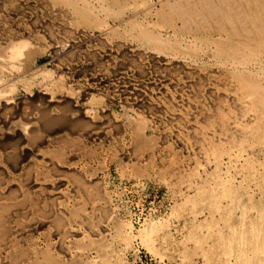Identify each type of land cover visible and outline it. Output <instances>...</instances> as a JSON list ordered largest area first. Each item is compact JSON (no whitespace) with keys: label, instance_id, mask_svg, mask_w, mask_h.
<instances>
[{"label":"rangeland","instance_id":"374dc122","mask_svg":"<svg viewBox=\"0 0 264 264\" xmlns=\"http://www.w3.org/2000/svg\"><path fill=\"white\" fill-rule=\"evenodd\" d=\"M27 1L28 0H26V1H24V0H17V1L16 0L15 1L14 0H0V8L1 7L3 8V9H0L1 10L0 13L2 12V14L5 15V16H3L2 14H0V28H1L0 29V52L1 53L2 52H6L8 50L7 48L9 47L7 44H9V43H18V42H20L22 40L23 41H26V40L28 41L29 40V42H32V43L35 42L33 44H36L39 47L42 46L44 51H46V52H45L44 55H42L41 57L38 58L37 63L35 65V70L32 73H38L40 70H43V69H46V68L47 69H51L52 71H54L55 78L57 80L61 76L63 77L64 76V72H65V76L63 77L65 81L62 82L61 88H58V87L51 88L50 87V91H46V92H49L48 94H50V95H48V97H47V95H43L45 93V91H43L42 93H39V90L36 88V86L32 87L30 91H27V90H25L22 87H19L18 90L16 91V94L13 96L14 100L16 101V103H21V101L22 102L23 101L26 102L27 107H29L31 105L29 107L30 109L28 108V112H29V114H32V116L30 115V118H31L30 120L25 121V119H23V120L21 119L22 120L21 123L22 124L30 123V126H32L33 123L40 118V114L35 109L36 104H38L37 103L38 101L36 102L35 98H38V97H41V96L42 97L46 96L48 98V100H49V99H51L50 96L54 95L55 98H56V101L60 102V100H61V102H63V103H58L57 102V103L53 104L54 106H53L52 110L49 111L51 117H53V116L57 117L58 114L60 115L59 109L56 108L58 105H61V106L66 105V102L70 103L71 99H73L75 101L71 100L72 103H73V106L72 105L70 107L68 106L71 109V111H68L69 113H67V114H68V117L71 120L69 119L67 121V126H66V122H65V125H63V126H66V127L58 126V129H57V127H55V130H54V128L53 129L47 128L48 131L47 130H42V129L39 130L38 129L39 131L37 133H39V134L41 133L40 134L41 140H39L38 142H35V143H34V141L30 142L31 145L27 141L24 142V144L23 143L21 144V142L18 143V144H20V145L17 146L18 150L16 152L15 151L14 152L17 154V152L19 151L18 158H21V159H19L20 160V166L19 167L15 166L14 161H11V160L9 161L10 156L8 157V154H9L8 152H10V148L3 147L2 144L0 145V159H1V161H0V172L2 171L3 174H4L3 175V174L0 173V179H1L0 180L1 181L0 182V196L2 197V199L0 197V212L2 211L0 213V218H3V219H0V221L6 219L5 224L3 225V227H5V226H7L9 224L7 227L10 228V230L6 227L7 231L9 230L8 232L10 234L7 238L9 239V241L11 239V243L7 247L11 252L2 244V241H0V251L3 252V250H4L3 253H0V258L2 257L1 260H0V262H1L0 264H9V263L10 264H14V263H16V261H17V264H21L22 262H24V264H30V261H31L32 264H57V263H59V264H69V263L70 264H76V263L77 264H88L90 262H91L90 264H106V263L107 264L108 263H110V264H122V261H118L117 260L115 252H120L121 250H124L125 247H124V245H122L118 241V239L116 237V234H117L116 231L117 230L114 227V225L116 223L115 224H113V223L118 220L116 218V214L118 216H120V218H121V217L125 216L126 212H131L132 214L136 213L134 225H135V227L137 229H139L140 225L142 223H144L143 221H144V219L146 217H150L151 213H153L154 222H156L155 221L156 218H160V217L168 220L167 227L165 228L166 230L164 229L163 233L161 232L162 235L160 234V237L156 238L155 237L156 234L154 235L155 232L154 231H153L154 233L152 232V234L154 235V237H153L154 241H155L154 244H155V246H157V248L159 247L158 251L162 255L161 256L153 255L152 251L148 249V246L142 244L141 240L139 239V240H136L135 242L133 241L134 242L133 244L135 245L136 249H138V251H139V257L138 258L141 259V260H139L138 258H136V259L133 258L132 257V253L133 252H131L130 249H127V251H121L122 254H124V256H125V259L128 258V263H133V264H246V263L247 264H264V237H263V235H264V200H262V199L260 200V198H259V195L260 194L262 195V192H264V189L263 190L262 189L258 190L256 192V193H259L258 194V198H251V196H250L251 192L249 190H247V189H244L243 187H242L243 190L237 191V189H236L235 191H232V192H230L229 189H227V191H226V189H225L226 187H223L225 185V183H226V185L230 186L228 188H231V186H236V185L239 186L240 185L239 182H241V178H242L241 177L242 175L240 174V171H243L244 173H247V175H248L247 178L249 177L247 179V181L252 179L251 177H255L253 175L254 172L250 171V166H248V168L246 167L247 171L245 172L244 171L245 169L242 170V168H241V165H242L241 163L244 162L242 160H244L245 157L248 158L249 154H252L250 152L261 153L260 151H262V149H264L263 148L264 147V144H263L264 143V134H262L263 136L260 135L261 136L260 137L259 134L254 133V131H255V129L257 127H261L264 124V121H263L264 120V104L262 102H260V100L263 101L264 97H262V94H261V91H260L261 88H260V90H259L257 95L254 94V96H256V99L259 100V101H255L254 98L252 97L251 93L248 94L249 92H247L246 90L244 91V89L242 90L243 82L242 83L240 82L241 79H242L241 78L242 74L241 75L239 74V73H241L240 71H243L244 69H247V68L252 70V71H255L258 74H264V70H263L264 69V59H263L264 58V49L263 50L261 49L260 51L259 50H255V49L254 50H248V49L244 50L243 49L242 51L241 50L238 51L237 49H233V50H236L235 53L232 50V48L235 47L234 45H236L238 42L245 43L246 46H254L255 44L259 45V42H261V43L263 42L264 43V39L263 40H259L261 38H264V36L259 35V33H258L259 31L258 32L255 31V30H258L260 27L262 29H264V22H262V21L260 22L259 20L255 19V16H254L255 14H253V12L252 13L249 12V13H247L245 15L244 13H246V12H242V10L238 9L239 11H235L233 13H230L231 12V8L229 9V7H227L225 5H222L223 6L222 7L220 5V0H218V1L217 0H209L210 2L207 1V0H197V1L196 0L195 1L194 0H184V1L181 0V2H179V0H175V1L174 0L173 1L172 0H170V1L169 0H166V1L165 0H161V1L160 0H108V1L107 0H102V1L94 0V1H96V2H94V4H93V0H87V1L86 0H80L81 2L78 1V0H73V2H72V0L71 1L70 0H62V1L61 0H46V1H44V0H42V1H40V0H30V2H27ZM37 1L38 2L40 1L39 5H38ZM82 1L83 2L85 1V3H83ZM97 1H100V2H98L99 4L97 3ZM113 1L115 2V4H117L116 5L117 7H114L115 4H114ZM190 1H192V2L194 1V2L192 3ZM235 1H237V0H235ZM4 2H5V4H4ZM108 2H109V5H108ZM112 2H113V4H112ZM163 2L166 3V4L167 3L169 4V2L170 3L175 2L174 4L176 6L174 7V5H172V6L169 5V7H170V10H169L168 4L166 6L165 4H163ZM24 3H25V5H24ZM51 3H53V4H51ZM81 3H82V5H81ZM155 3H157V4H155ZM179 3H181L182 5L181 4L179 5ZM188 3H190L191 5L188 4ZM201 3H202V5L204 7L201 5ZM54 4L57 5V6H55ZM78 4H79V6H78ZM85 4H87V5H85ZM88 4H89V7H88ZM96 4H98V5H96ZM102 4H103V6L105 8H107L106 12H105V8L104 7H102V8H104L103 10H101L102 8L100 9L99 5L102 6ZM216 4H217V6H215ZM5 5H6V7H5ZM185 5L186 6L188 5L189 7L188 6L185 7ZM206 5H209L210 7H206ZM218 5H219V7H218ZM93 6L96 7V10L94 8L91 9ZM108 6H110V7H108ZM14 7H16V8H14ZM39 7H41L43 10L40 9ZM46 7H48L47 9L49 11L46 9ZM54 7H56V8H54ZM58 7H60V8H58ZM119 7H121L122 9L119 8ZM167 7H168V9H167ZM10 8H11V12H10ZM31 8L32 9L35 8L36 10L33 9L31 11ZM108 8L111 10V12H110V10ZM113 8H115V9H113ZM158 8H160V9H158ZM184 8H188V10L187 9L184 10ZM195 8L196 9L198 8L197 9L198 11ZM217 8H220V10L221 11L223 10V11L219 12V10ZM6 9H7V11H6ZM56 9L59 10V11L57 12ZM63 9H65V10H63ZM144 9H146V10H144ZM161 9H162V11L163 10L165 11V12L163 11L165 13L164 15H163V12H162V14L158 12V11L161 12ZM209 9H211V10H209ZM225 9H228V11L225 10ZM243 9H245L247 11L246 7L243 8ZM81 10L83 12H87V13L92 10L93 12H95L96 15L98 13V15L97 16L93 15L90 18V20H89L91 22L89 24H87L85 22V20H84V17L82 16V14L80 12ZM120 10L122 11V13H120L121 12ZM199 10H200V12H203V14H204L203 16L200 14ZM18 11L19 12L21 11V14ZM33 11H34V13H31ZM52 11L55 12V13H53ZM101 11H104L106 16L103 14L104 12H101ZM146 11L147 12L148 11H152L154 13V15H151L152 19H150V15L146 14L147 13ZM184 11H186V12H184ZM216 11H218V12H216ZM240 11L244 15H242V13ZM116 12H117V14H116ZM143 12H145V14ZM209 12H211V14L213 12V14L217 15V16L213 17V14L211 15V14H209ZM228 12L230 13L229 18H232L231 20H228L229 18L227 19L224 16V14L228 13ZM27 13H28V17H27ZM40 13H41V15H40ZM114 13H115V15H114ZM158 13H159V15H158ZM185 13H187V14L190 13L192 16L190 14H188V17H187V15ZM194 13H196V14H194ZM215 13H217V14H215ZM239 13H241V14H239ZM120 14H122V15H120ZM155 14H157V15H155ZM7 15L10 16V19H9V17ZM55 15H56V17H55ZM134 15H136V16H134ZM195 15H197V16H195ZM2 16L4 18H2ZM19 16L23 17V19L20 18ZM36 16H39V17H36ZM71 16H73L72 19H70ZM159 16H161V17H159ZM184 16H186V17H184ZM204 16H205L206 20L204 19ZM208 16H210V17L208 18ZM233 16L235 18L237 17L236 19H238V20H236ZM238 16H241L240 19H239ZM51 17H52V20H51ZM59 17H60V20H58ZM97 17H98V19H96ZM196 17H197V19H196ZM245 17H247V18H245ZM248 17L251 18V19L249 20ZM136 18H138V19L135 21ZM244 18L248 20V21L244 20L245 23H244V21L243 22L241 21ZM3 19H5V20H3ZM26 19H27V21L29 20V22H27ZM33 19L40 20V21H37V24L35 25L36 21H34ZM79 19H80V21H78V23H76L77 20H79ZM113 19H114V21H113ZM201 19H203L202 20L203 22L201 21ZM224 19H225V21H224ZM111 20H112V22H111ZM204 20L205 21L208 20V22H205ZM213 20H214V22H213ZM226 20H228V21H226ZM252 20H253L254 23L252 22ZM50 21L54 25L53 28L51 27L52 24L50 23ZM126 21L127 22L129 21L131 23V25H130V23L127 24ZM137 21L139 22V24L137 23ZM230 21H232V23ZM236 21L238 23L241 22L240 27L241 26L243 27L244 25H246V26L248 25L249 32H248V27L244 26L246 28H240ZM6 22H7V24H5ZM56 22H57V24H56ZM122 22H124V23H122ZM228 22L230 23V25H232V24H234V25H232L230 27V26H228L229 24L227 25ZM15 23L17 25H15ZM97 23H99V24L97 25ZM150 23H152V24H150ZM207 23H210V24H207ZM72 24H73L74 28L72 27ZM75 24H77V26ZM253 24H255V26ZM44 25H46V26H44ZM47 25H49V26H47ZM89 25H91L92 28ZM147 25H148V27H147ZM257 25H258V28H257ZM12 26L14 27V29H13ZM23 26H25V28L27 26L28 32L30 31L29 33H32V32L33 33L29 34L27 32V30ZM75 26H76V29H75ZM78 26H80V27H78ZM140 26H142V27L146 26L148 28V30L151 33H153L154 35L156 34V36H158V33L159 34L161 33L162 35L161 34L160 35L162 37H164V39H166V41H169V43L175 44V46H171V47H173L175 49L173 50V48H171V47H160L161 48V50H160V48L155 47L151 43L149 44L148 42L144 41L142 39L143 36H142V33H140V29L138 30V28ZM196 26L197 27L199 26V27L197 28ZM220 26H222V27L220 28ZM251 26H254V27H251ZM109 27H110V29L111 28L112 29L110 30ZM11 28H12V30H11ZM43 28H44L45 32H44V30H42ZM66 28L67 29L70 28L69 31H65V30H67ZM115 28L118 29V30H121L120 33ZM238 28H239V30H238ZM175 29L177 31V34L174 31ZM235 29H236V31L238 30L237 31L238 33L235 31ZM250 29H253V30H250ZM3 30H5V31H3ZM19 30H20V32H19ZM73 30H74V32H72ZM122 30H123V33H122ZM126 30H128V32H130V33H128ZM9 31H12V32L14 31V32L12 33V32H9ZM37 31H39V32H37ZM46 31H47V33H46ZM89 31H90V33H89ZM224 31H225V33H224ZM243 31L246 32V33H251V34L250 35L246 34ZM250 31H252V32H250ZM107 32L109 34H107ZM124 32H125V34H124ZM126 32H127V35H126ZM4 33L8 34L9 37L6 36ZM111 33H113L114 35L111 34ZM236 33H237V35H236ZM35 34H39L40 36L37 35L38 37H36ZM65 34H68V36H66ZM130 34H132V36H130ZM137 34L140 35V36L137 37ZM240 34H241V36H239ZM254 34H255V36H254ZM26 35H27V37H26ZM31 35H33V36L31 37ZM47 35L50 36V37H47ZM134 35H135V37H133ZM167 35L170 38H165V37H168ZM51 36H52V38H51ZM64 36H66V37H64ZM77 36H78V38H77ZM1 37H2V39H1ZM20 37H21V39H20ZM33 37H35V38H33ZM70 37H71V39H70ZM107 37H109V38L107 39ZM211 37H212V40L215 41V42H209V40H207L209 38L210 41H211ZM213 38H215V39H213ZM242 38H244V39H242ZM8 39H10V40H8ZM15 39H16V41H13ZM57 39H59V40H57ZM1 40H3V41H1ZM241 40H243L245 42H243ZM37 41H38V43H37ZM50 41H51V44H50ZM57 41H58V43H57ZM59 41H61V42H59ZM96 41H98V42H96ZM2 42H5V44L2 43ZM62 42H64V43H62ZM102 43H104V44L102 45ZM3 44H4V46H3ZM5 45H7V46H5ZM74 45L77 47V50L74 49V48H76ZM98 45H100V46H98ZM107 45L110 46V47H108ZM119 45H120V47H118ZM121 45H123V46H121ZM260 46H262V44H260ZM62 47H63L64 50L62 49ZM69 47H72V48H69ZM223 47L227 49L226 53L228 55L231 52V54L229 56H232V54L233 55L235 54V56H232L233 58L232 57L229 58V56L227 55L226 58H225L224 54H222V49H221ZM133 48H134V50H133ZM50 49H51V51H50ZM57 49H59V50H57ZM88 49H90V50L88 51ZM131 49H132V52L130 51ZM213 49H214V51H212ZM251 49H253V48H251ZM215 50H217V51H215ZM83 51H84V54L86 55L87 59H86V57H83V56H85L83 54ZM106 52H108V53H106ZM110 52H111V54H110ZM128 52H129V54L127 55ZM140 52H141V55L137 56L136 53H138V55H139ZM249 52H251V53H249ZM259 52H261V55H258ZM65 53H67V55ZM69 53L70 54L72 53L68 57L70 59L67 58ZM73 53H75V55H73ZM91 53H93V54H91ZM97 53H98V55H97ZM144 53H145V55H144ZM238 53H240V54H238ZM243 53H244V55H243ZM262 53H263V55H262ZM90 54H91V57L89 56ZM94 54H95V56H94ZM218 54H219V56L221 58L218 57ZM65 55H66V57H65ZM76 55H78V56H76ZM121 55H122V59L119 58ZM125 55H127L126 56V58L128 57L127 59L124 57ZM130 55H131V57H130ZM78 57H80V58H78ZM92 57H95V58L97 57V58L96 59L95 58L92 59ZM133 57H135V58L133 59ZM142 57H144V58H142ZM149 57L150 58L152 57L153 59L154 58L155 59L153 60L152 58L150 59ZM71 58H72V61H70ZM114 59H115V62H114ZM55 60L58 63H56ZM58 60L61 61V63H59ZM63 60H65V61H63ZM74 61H75V63H74ZM128 61H130V62H128ZM158 61H160V62H158ZM96 62H97V64H96ZM231 62L232 63L235 62V63L232 64ZM104 63H105V66H103ZM118 63L119 64L121 63L120 66H119ZM164 63L165 64L167 63L169 65L167 66ZM246 63H248V64H246ZM101 64H102V66H100ZM142 64L145 65L146 67L142 66ZM235 64H236V66H235ZM242 64H243V66H241ZM56 65H58V66H56ZM81 65H82V67H81ZM95 65H97V66L99 65V66L96 67ZM94 66H95L96 69L93 68ZM139 66L141 68H143V67L144 68L141 69ZM162 66H164V67H162ZM57 67L58 68L60 67V68L58 69ZM91 67L93 69H91ZM117 67H118V69H117ZM135 67H137V69ZM167 67H168V71L166 70ZM55 68H56V70H54ZM83 68H86V69H83ZM103 68H106L107 71L108 70H110V71L107 72L105 69L103 70ZM138 68H139L140 71L138 70ZM63 69H64V71H63ZM81 69H82V71H81ZM131 69H133V70H131ZM134 69H136L137 72L138 71L139 72L137 73L136 70H134ZM83 71H85V73H83ZM77 72H80L79 74H81V75H79ZM140 72H141L142 77L140 75ZM144 72H146L148 74L144 75ZM237 72H239V73H237ZM247 72L244 73V74H247ZM96 73H97L98 76L96 75ZM119 73L122 74V75H120ZM170 73L173 74V75H171ZM58 74H60V75H58ZM102 74L105 76V78H104V76ZM109 74H111V75H109ZM167 74H169L170 76L167 75ZM248 74L250 75V71L248 72ZM123 75L124 76L126 75V76L124 77ZM184 75H185V77H184ZM0 76H3L4 80L8 81V79L17 78L19 75L15 71L14 72H10V71H8V69H5V70L3 69V70L0 71ZM68 76H70V77H68ZM71 76H72V78H71ZM112 76H113V79H110V78H112ZM162 76L164 78H162ZM166 76H168V77H166ZM171 76H173V77H171ZM140 77L142 78V80L141 79L139 80ZM154 77H155V79H152ZM68 78H69L70 81L68 80ZM78 78H80V80ZM114 78H115V80H114ZM126 78H130V79H126ZM239 78H241V79H239ZM72 79H74V80H72ZM94 79H95V81H94ZM104 79H105L106 83L104 82ZM116 79H118L117 82H116ZM119 79H121V80H119ZM151 79H152V84L149 81ZM166 79L168 80L169 84H167V82H166L167 80ZM82 80H83V82L84 81L86 82V83L85 82L83 83L84 85H86L85 87H84V85L81 82ZM111 80H112V82H111ZM123 81H125V82H123ZM141 81H143V82H141ZM144 81H146V82H144ZM158 81H159V83H158ZM113 82H115V83H113ZM259 82L264 85V78H260ZM87 83H91V84H87ZM92 84H94V86ZM115 84L116 85L118 84V85L116 86ZM125 84H126V86H124ZM249 84H251V83H249ZM100 85H103V86L101 87ZM119 85H121L122 87H120ZM141 85H142V87H140ZM96 86L97 87L99 86L100 88L99 87L97 88ZM111 86L114 87V88H110ZM136 86H137L138 89L136 88ZM145 86H147V87H145ZM153 86H154V88H153ZM171 86H172V88H171ZM243 86H244V84H243ZM86 87H88V88H86ZM115 87L118 88V89H116ZM130 87H132V88H130ZM150 87H151V89H149ZM75 88H76V90H75ZM104 88H107V89L104 90ZM146 88H147V90L144 91L143 89H146ZM97 89H99V91ZM131 89H133V90H131ZM156 89H157V91H156ZM262 90H264V88ZM36 91H38V94H37ZM69 91H71L73 93L72 96H71V92H69ZM83 91L85 92V95H84ZM94 91H96L97 93L94 92ZM127 91L129 92V95H128ZM236 91H237V93H236ZM68 92H69V95L67 94ZM77 92L79 93V95H78ZM80 92H81V94H80ZM86 92L88 94H86ZM102 92H103V94H102ZM122 92H123V94H122ZM162 92H164V93H162ZM104 93H105V95H104ZM126 93H127V95H126ZM138 93L141 96L140 95L138 96L137 95ZM91 94H94V95H96V94L99 95L100 94L99 95V97L101 96L100 98H102V99L105 98V99H103L104 101L101 104H99V105H97L96 107L93 108L94 110L96 109V112L99 114V116H98L99 118L98 119H94V120H90L89 117H88V119H86L87 118L86 117L87 116L86 115V111L91 109V107L87 106L88 105V100L87 99L90 98ZM117 94L119 95V97H118ZM152 94H154V95L156 94V95L152 96ZM194 94H196V95H194ZM102 95H103V97H102ZM107 95H108V97H107ZM249 95H250V97H249ZM126 96H127V98H126ZM145 96H147V97H145ZM70 97H71V99H70ZM124 97H125V99H124ZM128 97H130V98L128 99ZM140 97H142V98H140ZM153 97H155V99ZM260 97H261V99H260ZM26 98H28V99H26ZM82 98L84 100H82ZM136 98H138V100H136ZM143 98H145V99H143ZM251 98H253V100H251ZM24 99H26V101ZM29 99H31V100H29ZM109 99H111V100H109ZM112 99H113V101H112ZM157 99L159 101H157ZM76 100H78V102ZM121 100H122V102L124 101L125 103L124 102L122 103ZM145 100H146V102H145ZM129 101H130V103H129ZM134 101L137 102V104L134 103ZM254 101L257 102V104H255ZM31 102H33V105H32ZM163 102H164V104L166 102H168V104L166 103V105H164ZM127 103H129V104H127ZM149 103H152V105L149 104ZM248 103L252 107V109H249L251 107L248 105ZM130 104H132L133 106L132 105L130 106ZM254 104L256 106H258V107H253ZM140 105H142V106H140ZM159 105L161 106V108H160ZM168 105H169V107H168ZM171 105L174 108H171ZM217 105H218V107H217ZM32 106H35V107H32ZM148 106H151V108L150 107L148 108ZM154 106H156V110H155ZM106 107H107V109H106ZM127 107H129V108H127ZM141 107H142L143 110L141 109ZM165 107H168V108H165ZM123 108L126 109L125 112H124ZM133 108H134V110H133ZM135 108L138 109V110L136 111ZM147 108H148V112H147ZM77 109L80 110L81 112L77 111ZM99 109L101 111H98ZM104 109H106V111ZM151 109H153V110H151ZM160 109H162V112H160L161 111ZM217 109H218V112L213 113L214 111H217ZM219 109H220V112H219ZM29 110L32 113H30ZM150 110L153 113H151ZM200 110H202V111H200ZM256 110H258L259 114H258V112ZM100 112H101V114H100ZM163 112H165L166 115ZM37 113H38L39 116L37 115ZM123 113H125V114H123ZM145 113H147V114H145ZM217 113H220L221 115L220 114H218L219 116L217 115L219 117V120L216 121V119H218L216 117ZM111 114H115V115H111ZM162 114L164 116H162ZM209 114H211V117L213 119H214L213 116H215V118H216V119H214L215 120L214 121L210 117L212 119V122H213V123L211 122V124H210L211 119L209 118ZM121 115H123V116H121ZM206 115H207L208 119H210V120L206 119L207 118ZM260 116H262L261 117L262 119L258 118ZM74 117H75L76 120L73 119ZM80 117H82L83 119L80 118ZM100 117H101V119H100ZM195 117L196 118L198 117V120ZM138 118H141V120H146V122L144 121L146 123V124H144L146 128L143 131L140 132V134H139L140 136L138 135L140 139H137V135H136V133H134L135 131L133 130L134 129V125L136 124L135 122H139ZM153 118H154V120L156 122H154ZM203 118L205 119V122L207 124H205V122L203 121L204 120ZM79 119H81V120L79 121ZM193 119H196L197 121L193 120ZM259 119H261V121ZM32 120L33 121L35 120V121L32 122ZM89 120H90V123H91L90 125H88V121ZM99 120H101V121H99ZM158 120H160V121H158ZM206 120L209 121V122H207ZM71 121L73 123H78V124L80 123L81 125L79 124V126H76L77 128H73L71 126L72 123H70ZM85 121H87V122H85ZM253 121L256 122L257 125ZM259 121H260V123L261 122L262 123L260 124ZM81 122L84 123V126H83V124ZM132 122H134V123H132ZM202 122H204L205 125H203ZM219 122H220V124L222 126L219 124ZM35 123H37V122H35ZM110 123H111V125H110ZM123 123H125L124 126H123ZM153 123H154V125H153ZM253 123H254V125H253ZM86 124H87V127H86L87 130L84 129ZM206 125H209V126L207 127ZM69 126H70V128L72 130L70 128H68ZM92 126H93V129L91 128ZM246 126H248V128ZM115 127H117V128L115 129ZM119 127L123 128V129H119ZM156 127H158V129H160L161 131L158 130ZM165 127H166V129H165ZM162 128L165 129V131H164L165 134L164 135H163L164 132L162 131L163 130ZM31 129L33 130L34 127H32ZM69 130H71V131L69 132ZM154 130H156V131H154ZM88 131H90V132H88ZM82 132H86V133H82ZM106 132L107 133L109 132V134L111 136H109V134H107ZM115 132H117V134ZM166 132H168V134L171 137H168L169 135ZM237 132H239V133H237ZM42 133L44 134V136H43ZM74 133H75V135H74ZM142 133H144L143 136L141 135ZM93 134H96L97 136L93 135ZM106 134H107V137H106ZM152 135H156V136H152ZM159 135H161V139H159L160 138ZM256 135H257V138H255ZM115 136H116V138H115ZM59 137H60V139H59ZM68 137H70L73 140H71ZM80 137H83V138H80ZM202 137H203V140H202ZM210 137H212V139L217 137L219 142L216 139L215 140L217 142L216 143ZM219 137H220L221 140L219 139ZM102 138H104L105 141ZM152 138H153V142H152ZM166 138H167V140H166ZM209 138L211 139V141H209L210 140ZM234 138L237 141L234 140ZM260 138L263 140V142L261 141ZM56 139H58V140H56ZM116 139H119V140H116ZM239 139H241V140H239ZM243 139H244V141L242 143L241 141ZM252 139H253L254 142L251 141ZM47 140H49V142ZM55 140H56V142H55ZM226 140L227 141L229 140L230 143L229 142L227 143ZM255 140H257V141H255ZM40 141H43L44 143L42 142L43 143L42 144ZM65 141H68V142L65 143ZM144 141L146 143H147V141L150 142L148 144L149 145L151 144V146H148V145L144 144ZM164 141H166V144L163 143ZM203 141L204 142L206 141L205 142L206 144H204ZM220 141L222 143H223V141L224 142L226 141V142L222 144V143H220ZM231 141H233V143L236 141V143L233 144ZM15 142H16V140L14 142H11V143L14 144ZM57 142L59 144H57ZM70 142L72 144V147H71ZM110 142H112V143H110ZM141 142H142L143 145H145V147L146 146L150 147V149L147 148V147L146 148L143 147V145L140 144ZM238 142H239V145H238ZM32 143L35 146L34 150L36 151V154L34 153L35 151L33 150ZM37 143L40 144V145H38ZM162 143H163V145H161ZM64 144H66V145L64 146ZM156 144H157L158 148L154 149V148H156ZM164 144H165V146H164ZM210 144H212V145L215 144V145H219V146H222V145L225 146L226 145L225 148H232L233 147V153L235 154L234 157H236L237 160H235V158H234V162H236V163L234 164V162H233L231 171H232V174H236L235 172H237V173L239 172L238 174H240V176L238 175L239 177L238 176L236 177L235 181H232L231 179L228 181V178H225L223 176V173L226 172V169L224 168L225 167L224 164L225 163L228 164L229 161H230L229 160L230 157H228V155H226V154H224L223 157L221 158V160L223 161L222 168H223L224 171L222 172V170H221L220 173H219V176L216 173H214V170L216 169V167H214L215 163H212V162L215 159L213 158V156L211 154H213V155H215V154H214V152H212L213 148L211 147L212 145L210 146ZM250 144H252V145H250ZM253 144H254V146H253ZM61 145H63V146L61 147ZM73 145H75V146H73ZM202 145H203V147H202ZM205 145H208V146H205ZM233 145L234 146L236 145V147H238V148L234 149L236 147H234ZM248 145H250V147ZM171 146H172V148H171ZM241 146H243V147H241ZM251 146H253V148ZM59 147H60V149L62 151L59 149ZM159 147H162L163 149H161ZM204 147H206V151H208L207 153H206ZM244 147H246V149ZM49 148H50V150H49ZM52 148L54 150H57V151H54ZM81 148H82V150H81ZM164 148H168V149L165 150ZM242 148H244L245 150L242 149ZM38 150H40L42 152H38ZM44 150H45V152H43ZM46 150L47 151L49 150V151L47 152ZM164 150L166 152H163ZM241 150H244V152L242 153ZM6 151H8V152H6ZM31 151H33V154L31 153ZM104 151H105V153H104ZM180 151L182 153H180ZM263 151H262V153H263ZM78 152L80 153V156H79ZM113 152L116 153V154H112ZM44 153H46V154H44ZM24 154H26V157H27V155L29 157L25 158ZM34 154H35V157H34ZM19 155L21 157H19ZM151 155L154 158H152ZM177 155H179V156H177ZM36 156H37V158L41 157L42 160L41 159H37ZM167 156H169V159H170L169 161H167L168 160ZM5 157L7 158L8 161L5 159ZM78 157H80V159H78ZM208 157H210V158H208ZM57 158H58V160H57ZM171 158H172V160H171ZM176 158L179 159L180 162H179V160L177 161ZM239 158H243V159H239ZM30 159L32 160V163H31ZM50 159H51L52 162L51 161L49 162ZM223 159H225V160H223ZM79 160H80V162H79ZM174 160H176V161H174ZM186 160L187 161L189 160V161L187 162ZM6 161H7V163H6ZM70 161L72 163H70ZM181 161L183 162L182 163L183 166L181 165ZM184 161H185V163H184ZM37 162L39 164H36ZM119 162H120L121 166H120ZM189 162L191 163V166H190ZM209 162L211 163L210 165H209ZM215 162L217 164V159L215 160ZM21 163H22V165H21ZM135 163H136L137 166H133V165H135ZM12 164H14V165L12 166ZM26 164H28L29 167L30 166H32V167L29 168L28 165H26ZM186 164H187V166H186ZM83 165H85V166H83ZM195 165L198 166L199 168L197 169V167ZM48 166L53 168L58 173L57 172L55 173L54 171H49L48 170V168H49ZM194 166L196 167L195 171L193 169V168H195ZM7 167H8V169H7ZM26 167H28L29 169H27ZM43 167H45V168H43ZM187 167H190V168H187ZM12 168H15V171ZM16 168H18V171H17ZM51 168H49V169H51ZM142 168L144 169L145 172L142 170ZM81 169H83V170H81ZM188 169L190 170V172H187V171H189ZM206 169H207V173H206ZM11 170H13V171L11 172ZM40 170H42L43 173ZM62 170H64V172ZM174 170H176V171H174ZM179 170H180L179 174L181 173L180 175L177 173V171H179ZM182 170L184 172H182ZM185 170H187V171H185ZM191 170H192V172L194 174L191 172ZM209 170H210V173H212L211 175L208 173ZM20 171H21V173H18ZM69 171H71V172L69 173ZM72 171H74V173ZM76 171L78 172L77 175H79L80 178L77 177V175H75L74 178L72 177V175L74 176V174H76ZM259 171L260 172L262 171V173L264 174V172H263L264 170H262L261 168H259ZM89 172H90V174H88ZM23 173L24 174L27 173V174L23 175ZM45 173L46 174L48 173L47 176L45 175ZM54 173H55V175H54ZM63 173L64 174L67 173V174L62 176ZM161 173H162V175H161ZM182 173H186V175L182 174ZM191 173L194 176H191L192 175ZM57 174H59L61 176H59ZM68 174H69V177H68ZM177 174L179 176H181V175H185V176H182L179 179V176ZM249 174H250V176H249ZM7 175H9V176H7ZM21 175L23 177H21ZM5 176H7L8 178L10 177V179H8ZM190 176H191V178H190ZM259 176L260 175H258V177ZM35 177H37L38 180ZM85 177H86V180H88V181L84 180ZM221 177L225 178V180L227 182H222V180H219V179H221ZM25 178H28V179L30 178L31 180H33V179L36 180L35 181L36 184H34V182L32 184H29L27 182V179H25ZM52 178L54 180H51ZM216 178H218V179L216 180ZM45 179L48 180V183H47V181ZM73 179H75V180H73ZM164 179H165L166 182L164 181ZM181 179H186L185 181H188V182L186 183V182H184ZM206 179H208V180H206ZM19 180H20V182H19ZM52 181H54V182H52ZM202 181L203 182L205 181L204 183L208 184V185L205 186L204 183H203L204 184L203 185ZM247 181H244V186L246 188H247V185H245V182L247 184L248 182H251L252 180H250L248 182ZM16 182H17V184L19 186L16 184ZM44 182H46V184ZM50 182H51V184H50ZM77 182H79V183H77ZM138 182H140V183H138ZM216 182H218L219 184L216 183ZM58 183H60V184H58ZM80 183L82 184L83 187L81 186ZM94 183H96V185ZM210 183H211V185H210ZM228 183L229 184L232 183L233 185L232 184L229 185ZM11 184H12V186H11ZM37 184H39V185H37ZM79 184H80L79 187L81 189L80 188H76V187H78ZM195 184H197V185L199 184V187L197 185H195ZM33 185H34V187H33ZM50 185H51V187H50ZM190 185L193 187V192H192V189L190 187H189L190 189L188 188V186H190ZM221 185H223V186L221 187ZM253 185H255V184H253ZM17 186H18L19 189L16 188ZM36 186H37V188H36ZM44 186H45V188H44ZM59 186H60V188H58ZM186 186H187V188H186ZM201 186H203V187H201ZM210 186H211V188H210ZM214 186L217 187V190L215 189ZM9 187H10V189L11 188L14 189V190L13 189L10 190L11 194H14V195H10V196L6 195L8 198H5L6 196L1 195V193H4L5 192V188L9 189ZM32 188H34L35 190L32 189ZM205 188H206V190H204ZM22 189H23L24 192L22 191ZM91 189H92V192H91ZM188 189H189V191H188ZM254 189H255V187H254ZM42 190L43 191L45 190V191L42 192ZM59 190H60L61 193L59 192ZM200 190H202V192ZM19 191H20V193H19ZM221 191H224V192H221ZM100 192L102 193V195H101ZM196 192L198 193L197 195L198 196L200 195V196L198 197L196 195L197 197L191 198L193 200H189L188 199L186 201L185 199H183V196H180V194L183 195L182 193H185V194H189L190 193L191 194L190 196H192V194H194V193L196 194ZM27 193H28V195H26ZM63 193H66V194H63ZM89 194H90V197H89ZM204 194H206V195H204ZM247 194H249V195H247ZM61 195L62 196L64 195V196L62 197ZM103 195L106 198L108 197L107 200H109L108 201L109 204L106 203L107 200H106L105 197L103 199V197H102ZM15 196H16V198H15ZM36 196H37V198H36ZM53 196H55L57 199L55 197H53ZM65 196H67V198ZM76 196H77V199L75 198ZM249 196H250V198H248ZM78 197L81 198V199H79ZM101 197H102V199H101ZM212 197H213V199H212ZM47 198H48V200H47ZM139 198H141V199H139ZM19 199H20V201H23V202L26 201L24 199H27L26 202L28 204H26V202L20 203ZM35 199H38V201L35 200ZM53 199H54V201H51ZM78 199L81 202L78 201ZM40 200H41V203H40ZM67 200H69V201L67 202ZM72 200H74V201H72ZM9 201H11V202H9ZM2 202L6 203V204H4ZM45 202H47V204ZM54 202H55V204H54ZM62 202H64V203H62ZM77 202H79L80 204L77 203ZM7 203H8V205L10 203L9 206H13L14 205L13 207H16V205H17V207L15 209H13L12 207H9L7 205ZM16 203H20V205H19L20 208H19L18 204H16ZM31 203H32V205H31ZM85 203H87V204H85ZM21 204H23L24 207H21L22 206ZM24 204H26V205H24ZM29 204H30V206H29ZM33 204L34 205L35 204L36 205L40 204L39 206H41V207L38 206L39 207L38 208L36 205H35L36 207H33ZM42 204H44V206ZM56 204H57L58 207H56ZM82 204H83V206H82ZM191 204H192V206H191ZM89 205H91V206H89ZM218 205H219L220 208L218 207ZM54 206L56 207V209H55ZM68 206H69V208H68ZM71 206H72L73 209L71 208ZM115 207L117 209H115ZM34 208H37V209H34ZM96 208H97V210H96ZM82 209H83V211H82ZM94 209H95V211H94ZM174 209H175V211H174ZM16 210H17V212H15ZM19 210H21V211L19 212ZM56 210H58V211L56 212ZM4 211H5V213L8 212V214L6 213V215H5ZM22 211L23 212L25 211L26 213L23 214ZM32 211H34V212H32ZM74 211H75V213H73ZM39 212H40L41 215L39 214ZM45 212H47L49 214H46ZM50 212H51V214H50ZM61 212H64V213H61ZM110 212H111V214L109 215ZM112 212H113V215H112ZM191 212H192V214H191ZM17 213H19V214L17 215ZM42 213H44V214H42ZM58 213H60L61 215L58 214ZM22 214L24 215V217H22L23 216ZM25 214H26V217H25ZM52 214H53V216H51ZM57 214H58V216H57ZM79 214H81V215H79ZM207 214H208V216H207ZM48 215H49V217L47 218ZM1 216H4V217H1ZM13 216H15V217H13ZM39 216H41V217H39ZM108 217H110V218H108ZM8 218H9V220H8ZM31 218H34V219H32L33 221L30 220ZM35 218H36V220H35ZM40 218L42 220H40ZM57 218H58V220H60V222L57 220ZM111 218L112 219L114 218V219L112 220ZM252 218H254V219H252ZM53 219H54V221H53ZM86 219H88V220H86ZM89 219H91V220H89ZM148 219L150 220V223L153 221L152 218H147V220H145V223H146V221L148 223ZM37 220H38V222H36ZM44 220L46 221V224H45ZM55 220L58 221V222H56ZM77 220H78V222H76ZM42 221H44V222H42ZM51 221H53V222H51ZM12 222H14V223L12 224ZM29 222L30 223L32 222V223L29 224ZM39 222H41V223H39ZM50 223H51V225H50ZM145 223H144L143 226H145ZM22 224L26 228L23 227ZM53 224L56 225V226H54ZM66 224H68V226ZM64 226H67L66 229L64 228ZM12 227H13V229H12ZM20 227H22V228H20ZM38 227H39V229H38ZM40 227H41V229H40ZM29 228H30V230H29ZM33 228L35 229V231H34ZM13 230H14V233H13ZM63 230L66 231V232H63ZM28 231H31V232H28ZM1 232H2V229H0V235H1ZM34 232H35L36 235L34 234ZM104 232L105 233L107 232V233L104 234ZM177 232H179V233L181 232V233L179 234ZM27 233H28V235H27ZM68 233L71 234V235L73 234L74 237H73V235L71 236ZM92 235L93 236L95 235V236L92 237ZM100 235H102V236H100ZM28 236H29V238H28ZM64 236H65V238H64ZM33 237H35V238H33ZM104 237H105V242H104ZM172 237H173V239H172ZM183 237H185L184 238L185 240L183 239ZM187 237H188V241L186 239ZM19 238H20V240H19ZM94 238L96 240H94ZM98 239L101 242L103 241L102 244L107 243V245L104 244V247H102L103 245H101V242H99ZM136 239H138V238H136ZM162 239H164V241ZM18 240H19V242H18ZM196 240H199V241H196ZM45 241H47V243ZM180 241H182V242H180ZM186 241H187V243H185ZM93 242H95V243H93ZM139 242H141V244ZM169 243H171V244L169 245ZM26 244H28L30 247L28 245H26ZM91 244H92V246H91ZM97 244H99L100 246L97 245ZM13 245H15L16 248ZM23 245L24 246L26 245L25 248H26V250L28 252L25 250L24 247L23 248L21 247ZM33 245H35V246H33ZM37 245H38V247H37ZM19 247H20V249H22L21 251H20ZM45 247H46V249H44ZM79 247H81L82 250H81V248L79 249ZM5 248L7 249V251H6ZM36 248H38V249H36ZM83 248H86V249H83ZM45 250H46L47 254H46ZM22 251L23 252L26 251V253L29 254V257H28L27 254L24 253L25 256H26V259L28 258L27 260L26 259L22 260V259L25 258L24 254L22 255ZM40 251H41V256L39 255ZM9 252H10V254H9ZM112 252L114 254H112ZM17 253L18 254L20 253V254L18 255ZM232 253H233V255H232ZM240 253H241V255L244 254L243 257L240 255ZM5 254H6V256H9V255L10 256L6 257V256H4ZM49 254H51V255H49ZM56 255H57L58 259L56 258ZM23 256H24V258H23ZM52 256H54V257H52ZM162 256H163V258H161ZM37 257H38V259H37ZM43 257L45 258V260H44ZM59 257H61V259ZM97 257L99 258L98 260H96ZM111 257H113V258H111ZM13 258L15 259V261L13 260ZM20 258H21L22 261L19 260ZM71 258H73V260ZM78 258H81V259H78ZM85 258L88 261H86ZM105 258H106V260H105ZM36 259L38 260V262H37ZM161 259H163V260L161 261ZM237 259H239V260H237ZM12 260H13L14 263L12 262ZM32 260H33V262H32ZM89 260H91V261H89ZM104 260H105V262H103ZM182 260L184 261L183 263H182ZM18 261H20V262H18ZM64 261H66V262H64ZM159 261H160V263H158ZM228 261H230V262H228Z\"/></svg>","mask_w":264,"mask_h":264},{"label":"bare ground","instance_id":"6f19581e","mask_svg":"<svg viewBox=\"0 0 264 264\" xmlns=\"http://www.w3.org/2000/svg\"><path fill=\"white\" fill-rule=\"evenodd\" d=\"M15 1V0H14ZM17 1V0H16ZM24 1H26V0H24ZM40 1H42V0H40ZM39 1V2H40ZM44 1H46V0H44ZM62 1V0H61ZM71 1V0H70ZM78 1H80V0H78ZM87 1V0H86ZM100 1H102V0H100ZM100 1H97V3L98 2H100ZM108 1V0H107ZM161 1V0H160ZM166 1V0H165ZM164 1V2H165ZM170 1V0H169ZM173 1V0H172ZM175 1V0H174ZM184 1V0H183ZM195 1V0H194ZM193 1V2H194ZM197 1V0H196ZM207 1H209V0H207ZM218 1V0H217ZM216 1V2H217ZM27 2H30V0H28ZM32 2V1H31ZM38 2V1H37ZM39 2H38V5H39ZM49 2V1H48ZM65 2V1H64ZM72 2H73V0H72ZM77 2V1H76ZM81 2V1H80ZM83 2V1H82ZM94 2H96V1H94L93 0V4H94ZM106 2V1H105ZM114 2V1H113ZM113 2H112V4H113ZM127 2V1H126ZM163 2V4H165L166 6H167V4L166 3H164ZM168 2V1H167ZM179 2H181V0H179ZM190 2H192V1H190ZM192 2V3H193ZM210 2V1H209ZM7 3V2H6ZM23 3V2H22ZM26 3V2H25ZM25 3H24V5H25ZM36 3V2H35ZM83 3H85V1L83 2ZM89 3V2H88ZM102 3V2H101ZM111 3V2H110ZM120 3V2H119ZM175 2H173V3H170L169 2V4H168V7H169V5L170 6H172V5H174V7L176 6L175 4H174ZM177 3V2H176ZM185 3V2H184ZM187 3V2H186ZM205 3V2H204ZM215 3V2H214ZM218 3V2H217ZM4 4H5V2H4ZM3 4V5H4ZM8 4V3H7ZM14 4V3H13ZM21 4V3H20ZM32 4V3H31ZM30 4V5H31ZM47 4V3H46ZM51 4H53V3H51ZM59 4V3H58ZM76 4V3H75ZM99 4V3H98ZM98 4H96V5H98ZM114 4H115V2H114ZM126 4V3H125ZM155 4H157V3H155ZM154 4V5H155ZM162 4V5H163ZM181 3H179V5H180ZM188 4H190V3H188ZM206 4V3H205ZM210 4V3H209ZM2 5V6H3ZM27 5V4H26ZM34 5V4H33ZM37 5V4H36ZM48 5V4H47ZM55 5V4H54ZM60 5V4H59ZM81 5H82V3H81ZM85 5H87V4H85ZM91 5V4H90ZM107 5V4H106ZM108 5H109V2H108ZM117 4H115V6L114 7H117L116 6ZM124 5V4H123ZM122 5V6H123ZM141 5V4H140ZM178 5V4H177ZM182 5V4H181ZM191 5V4H190ZM201 5H202V3H201ZM213 5V4H212ZM211 5V6H212ZM220 5L222 6V5H225V6H227V7H229V9L231 8V12L230 13H233V12H235V11H239L238 9H240V10H242V12H246V13H244L245 15L247 14V13H249V12H253V14H255L254 16H255V19H257V20H259L260 22L262 21V22H264V0H237V1H235V0H220ZM11 6V5H10ZM55 6H57V5H55ZM65 6V5H64ZM78 6H79V4H78ZM84 6V5H83ZM146 6V5H145ZM144 6V7H145ZM153 6V5H152ZM151 6V7H152ZM188 6V5H187ZM186 5H185V7H187ZM203 6V5H202ZM215 6H217V4L215 5ZM5 7H6V5H5ZM31 7V6H30ZM61 7V6H60ZM60 7H58V8H60ZM69 7V6H68ZM86 7V6H85ZM88 7H89V4H88ZM99 7H100V9L102 8V7H104L103 6V4H102V6H100L99 5ZM107 7V6H106ZM108 7H110V6H108ZM163 7V6H162ZM168 7H167V9H168ZM189 7V6H188ZM198 7V6H197ZM204 7V6H203ZM206 7H210L209 5H206ZM218 7H219V5H218ZM223 7V6H222ZM247 8V11L245 10V9H243V8ZM12 8V7H11ZM11 8H10V12H11ZM14 8H16V7H14ZM40 9H42L41 7H39ZM38 8V9H39ZM48 7H46V9H47ZM54 8H56V7H54ZM57 8V9H58ZM65 8V7H64ZM78 8V7H77ZM82 8V7H81ZM87 8V7H86ZM95 9L96 10V7H92L91 9ZM105 8V7H104ZM104 8H102L101 10H103ZM119 8H121V7H119ZM143 8V7H142ZM147 8V7H146ZM202 8V7H201ZM0 9H3L2 7L0 8ZM13 9V8H12ZM33 9H35V8H33ZM32 8H31V11L33 10ZM45 9V8H44ZM52 9V8H51ZM56 9V10H57ZM73 9V8H72ZM88 9V8H87ZM99 9V8H98ZM99 9V10H100ZM109 9V8H108ZM113 9H115V8H113ZM122 9V8H121ZM138 9V8H137ZM149 9V8H148ZM158 9H160V8H158ZM172 9V8H171ZM176 9V8H175ZM180 9V8H179ZM185 9H187L188 10V8H184V10ZM196 9V8H195ZM198 9V8H197ZM196 9V10H197ZM218 10H219V12L221 11L220 10V8H217ZM222 9V8H221ZM14 10V9H13ZM24 10V9H23ZM36 10V9H35ZM43 10V9H42ZM48 10V9H47ZM53 10V9H52ZM61 10V9H60ZM63 10H65V9H63ZM89 10V9H88ZM110 10V9H109ZM118 10V9H117ZM144 10H146V9H144ZM154 10V9H153ZM169 10H170V7H169ZM192 10V9H191ZM205 10V9H204ZM203 10V11H204ZM209 10H211V9H209ZM225 10H227L228 11V9H225ZM1 11V10H0ZM3 11V10H2ZM6 11H7V9H6ZM17 11V10H16ZM15 11V12H16ZM39 11V10H38ZM49 11V10H48ZM59 10H57V12H58ZM62 11V10H61ZM60 11V12H61ZM74 11V10H73ZM107 11V8H105V12ZM113 11V10H112ZM121 11V10H120ZM164 11V10H163ZM162 9H161V12L160 11H158L159 13H161L162 14ZM190 11V10H189ZM188 11V12H189ZM198 11V10H197ZM213 11V10H212ZM223 11V10H222ZM221 11V12H222ZM19 12V11H18ZM47 12V11H46ZM53 12V11H52ZM51 12V13H52ZM56 12V13H57ZM63 12V11H62ZM61 12V13H62ZM81 12V14H82V16L84 17V20H85V22L87 23V24H89L91 21H89L90 20V18L94 15V16H97L98 15V13H97V15L95 14V12H93L92 10L91 11H89L88 13L87 12H83L82 10L80 11ZM101 12H104V11H101ZM105 12L103 13L104 15H105ZM110 12H111V10H110ZM147 12V11H146ZM165 12V11H164ZM163 12V15L165 14ZM184 12H186V11H184ZM199 12H200V10H199ZM198 12V13H199ZM206 12V11H205ZM216 12H218V11H216ZM226 12V11H225ZM241 12V11H240ZM241 12V13H242ZM13 13V12H12ZM11 13V14H12ZM20 14H21V11L19 12ZM30 13V12H29ZM31 13H34V11L33 12H31ZM30 13V14H31ZM53 13H55V12H53ZM65 13V12H64ZM63 13V14H64ZM77 13V12H76ZM120 13H122V11L120 12ZM144 14H145V12H143ZM159 13H158V15H159ZM183 13V12H182ZM208 13V12H207ZM230 13L228 12V13H225L224 14V16H225V18H229V15H230ZM241 13H239V14H241ZM0 14H2V12L0 13ZM7 14V13H6ZM23 14V13H22ZM36 14V13H35ZM48 14V13H47ZM50 14V13H49ZM68 14V13H67ZM102 14V13H101ZM116 14H117V12H116ZM143 14V15H144ZM147 15H150V19H152V17H151V15H154V13L152 12V11H148L147 13H146ZM181 14V13H180ZM186 15H187V17H188V14H190V13H185ZM194 14H196V13H194ZM200 14L203 16L204 14H203V12H200ZM199 14V15H200ZM209 14H211V12H209ZM212 14H213V12H212ZM211 14V15H212ZM215 14H217V13H215ZM221 14V13H220ZM237 14V13H236ZM238 14V15H239ZM243 13H242V15H244ZM3 15V14H2ZM40 15H41V13H40ZM43 15V14H42ZM114 15H115V13H114ZM120 15H122V14H120ZM138 15V14H137ZM155 15H157V14H155ZM184 15V14H183ZM182 15V16H183ZM191 15V14H190ZM219 15V14H218ZM251 15V14H250ZM3 16H5V15H3ZM2 16V18H4ZM8 16V15H7ZM31 16V15H30ZM29 16V17H30ZM48 16V15H47ZM64 16V15H63ZM68 16V15H67ZM103 16V15H102ZM106 16V15H105ZM108 16V15H107ZM134 16H136V15H134ZM142 16V15H141ZM192 16V15H191ZM190 16V17H191ZM195 16H197V15H195ZM194 16V17H195ZM201 16V17H202ZM206 16V15H205ZM205 16H204V19H205ZM216 17L217 15H214L213 14V17ZM249 16V15H248ZM9 17V19H10V16H8ZM20 17V16H19ZM27 17H28V13H27ZM36 17H39V16H36ZM50 17V16H49ZM55 17H56V15H55ZM62 17V16H61ZM72 17L73 16H71V18L70 19H72ZM113 17V16H112ZM139 17V16H138ZM146 17V16H145ZM159 17H161V16H159ZM184 17H186V16H184ZM183 17V18H184ZM210 16H208V18H209ZM231 17V16H230ZM234 17V16H233ZM239 17V19H240V17L241 16H238ZM251 17V16H250ZM20 18H22L23 19V17H20ZM48 18V17H47ZM54 18V17H53ZM101 18V17H100ZM99 18V19H100ZM104 18V17H103ZM110 18V17H109ZM115 18V17H114ZM218 18V17H217ZM216 18V19H217ZM220 18V17H219ZM235 18V17H234ZM237 18V17H236ZM235 18V19H236ZM245 18H247V17H245ZM243 19V20H241L242 22L244 21V20H247V19ZM249 18V17H248ZM6 19V18H5ZM5 19H3V20H5ZM13 19V18H12ZM17 19V18H16ZM56 19V18H55ZM96 19H98V17L96 18ZM95 19V20H96ZM120 19V18H119ZM131 19V18H130ZM129 19V20H130ZM138 18H136L135 19V21L137 20ZM192 19V18H191ZM196 19H197V17H196ZM215 19V20H216ZM232 18H229L228 20H231ZM251 18H249V20H250ZM21 20V19H20ZM19 20V21H20ZM34 21H36V23H35V25L37 24V21H40V20H35V19H33ZM51 20H52V17H51ZM58 20H60V17L58 18ZM63 20V19H62ZM66 20V19H65ZM116 20V19H115ZM133 20V19H132ZM154 20V19H153ZM203 19H201V21H202ZM206 20V19H205ZM204 20V21H205ZM228 20H226V21H228ZM236 20H238V19H236ZM13 21V20H12ZM23 21V20H22ZM26 21H27V19H26ZM33 21V22H34ZM49 21V20H48ZM64 21V20H63ZM62 21V22H63ZM67 21V20H66ZM73 21V20H72ZM76 21V20H75ZM74 21V22H75ZM78 21H80V19L79 20H77V22L76 23H78ZM102 21V20H101ZM113 21H114V19H113ZM122 21V20H121ZM141 21V20H140ZM146 21V20H145ZM193 21V20H192ZM196 21V20H195ZM200 21V22H201ZM224 21H225V19H224ZM235 21V20H234ZM233 21V22H234ZM248 21V20H247ZM255 21V20H254ZM3 22V21H2ZM5 22V21H4ZM16 22V21H15ZM27 22H29V20L27 21ZM58 22V21H57ZM57 22H56V24H57ZM61 22V23H62ZM100 22V21H99ZM111 22H112V20H111ZM120 22V21H119ZM127 22V21H126ZM155 22V21H154ZM168 22V21H167ZM203 22V21H202ZM205 22H208V20L207 21H205ZM213 22H214V20H213ZM219 22V21H218ZM217 22V23H218ZM231 23H232V21H230ZM237 22V21H236ZM235 22V23H236ZM252 22H253V20H252ZM251 22V23H252ZM43 23V22H42ZM48 23V22H47ZM50 23H51V21H50ZM60 23V24H61ZM95 23V22H94ZM114 23V22H113ZM122 23H124V22H122ZM130 22L128 21L127 22V24H129ZM137 23L139 24V22L137 21ZM144 23V22H143ZM189 23V22H188ZM197 23V22H196ZM221 23V22H220ZM223 23V22H222ZM238 23V22H237ZM240 23V24H239ZM238 23V25H239V27H240V25H241V22H239ZM244 23H245V21H244ZM250 23V24H251ZM254 23V22H253ZM257 23V22H256ZM5 24H7V22L5 23ZM14 24V23H13ZM19 24V23H18ZM26 24V23H25ZM31 24V23H30ZM52 24V23H51ZM59 24V25H60ZM68 24V23H67ZM71 24V23H70ZM82 24V23H81ZM99 23H97V25H98ZM101 24V23H100ZM126 24V23H125ZM150 24H152V23H150ZM157 24V23H156ZM155 24V25H156ZM206 24V23H205ZM207 24H210V23H207ZM213 24V23H212ZM215 24V23H214ZM219 24V23H218ZM229 24V25H228ZM263 24V23H262ZM2 25V24H1ZM15 25H17L16 23H15ZM41 25V24H40ZM76 26H77V24H75ZM79 25V24H78ZM130 25H131V23H130ZM149 25V24H148ZM148 25H147V27H148ZM164 25V24H163ZM190 25V24H189ZM201 25V24H200ZM203 25V24H202ZM216 25V24H215ZM227 25L228 26H232V25H234V24H232V25H230V23L228 22L227 23ZM244 25V24H243ZM252 25V24H251ZM254 26H255V24H253ZM259 25V24H258ZM258 25H257V28H258ZM3 26V25H2ZM8 26V25H7ZM6 26V27H7ZM11 26V25H10ZM14 26V25H13ZM12 26V27H13ZM21 26V25H20ZM34 26V25H33ZM42 26V25H41ZM44 26H46V25H44ZM47 26H49V25H47ZM53 24H52V28H53ZM61 26V25H60ZM76 26H75V29H76ZM89 26H91V25H89ZM244 26H246V25H244ZM240 27V28H246V27H248V25L246 26V27ZM254 26H251V27H254ZM24 28H25V26H23ZM63 27V26H62ZM70 27V26H69ZM72 27H73V24H72ZM78 27H80V26H78ZM83 27V26H82ZM87 27V26H86ZM101 27V26H100ZM115 27V26H114ZM121 27V26H120ZM146 26H140L139 28H138V30L140 29V33H142V36H143V40L144 41H146V42H148L149 44L151 43L153 46H155V47H158V48H160V47H171V46H175V44H172V43H169V41H166V39H164V37H162L159 33H158V36H156V34L154 35L153 33H151L149 30H148V28H147ZM156 27V26H155ZM175 27V26H174ZM197 27V26H196ZM199 27V26H198ZM197 27V28H198ZM222 26H220V28H221ZM238 27V26H237ZM250 27V28H251ZM4 28V27H3ZM49 28V27H48ZM57 28V27H56ZM74 28V27H73ZM90 28V27H89ZM91 28H92V26H91ZM94 28V27H93ZM106 28V27H105ZM123 28V27H122ZM128 28V27H127ZM176 28V27H175ZM227 28V27H226ZM256 28V29H257ZM1 29V28H0ZM9 29V28H8ZM7 29V30H8ZM13 29H14V27H13ZM26 30H27V26H26V28H25ZM29 29V28H28ZM51 29V28H50ZM49 29V30H50ZM63 29V28H62ZM67 29V28H66ZM70 29V28H69ZM69 29H67V30H65V31H69ZM83 29V28H82ZM104 29V28H103ZM109 29H110V27H109ZM112 29V28H111ZM110 29V30H111ZM116 29V28H115ZM129 29V28H128ZM136 29V28H135ZM178 29V28H177ZM232 29V28H231ZM254 29V28H253ZM253 29H250V30H253ZM262 28L260 27L258 30H255V31H259L258 33H259V35H262V36H264V29H262ZM11 30H12V28H11ZM33 30V29H32ZM42 30H44V28L42 29ZM61 30V29H60ZM78 30V29H77ZM87 30V29H86ZM105 30V29H104ZM107 30V29H106ZM116 30H118V29H116ZM115 30V31H116ZM132 30V29H131ZM195 30V29H194ZM220 30V29H219ZM218 30V31H219ZM233 30V29H232ZM238 30H239V28H238ZM237 30V31H238ZM3 31H5V30H3ZM25 31V30H24ZM40 31V30H39ZM39 31H37V32H39ZM48 31V30H47ZM47 31H46V33H47ZM52 31V30H51ZM55 31V30H54ZM58 31V30H57ZM64 31V30H63ZM108 31V30H107ZM119 31V33H120V31L121 30H118ZM127 32H128V30H126ZM137 31V30H136ZM175 32H176V34H177V31H176V29L174 30ZM188 31V30H187ZM199 31V30H198ZM217 31V30H216ZM235 31H236V29H235ZM236 31V32H237ZM9 32H12V31H9ZM8 32V33H9ZM14 32V31H13ZM12 32V33H13ZM19 32H20V30H19ZM27 32H28V30H27ZM30 32V31H29ZM28 32V33H29ZM44 32H45V30H44ZM49 32V31H48ZM53 32V31H52ZM72 32H74V30L72 31ZM84 32V31H83ZM127 32H126V35H127ZM153 32V31H152ZM221 32V31H220ZM229 32V31H228ZM244 32V31H243ZM248 32H249V27H248ZM250 32H252V31H250ZM11 33V34H12ZM23 33V32H22ZM26 33V32H25ZM33 33V32H32ZM32 33H29V34H32ZM57 33V32H56ZM60 33V32H59ZM62 33V32H61ZM66 33V32H65ZM68 33V32H67ZM76 33V32H75ZM88 33V32H87ZM89 33H90V31H89ZM105 33V32H104ZM116 33V32H115ZM118 33V32H117ZM122 33H123V30H122ZM128 33H130V32H128ZM192 33V32H191ZM224 33H225V31H224ZM227 33V32H226ZM238 33V32H237ZM237 33H236V35H237ZM244 33H246V32H244ZM256 33V32H255ZM3 34V33H2ZM5 34V33H4ZM10 34V35H11ZM49 34V33H48ZM58 34V33H57ZM71 34V33H70ZM107 34H109L108 32H107ZM111 34H113V33H111ZM124 34H125V32H124ZM246 34H251V33H246ZM245 34V35H246ZM6 36H8V34H5ZM17 35V34H16ZM37 35H39V34H35V36L36 37H38ZM42 35V34H41ZM50 35V34H49ZM55 35V34H54ZM61 35V34H60ZM66 36H68V34H65ZM72 35V34H71ZM75 35V34H74ZM77 35V34H76ZM83 35V34H82ZM114 35V34H113ZM160 35V36H159ZM2 36V35H1ZM21 36V35H20ZM33 35H31V37H32ZM40 36V35H39ZM66 36H64V37H66ZM86 36V35H85ZM93 36V35H92ZM130 36H132V34H130ZM138 36H140V35H138L137 34V37ZM168 36V35H167ZM176 36V35H175ZM239 36H241V34L239 35ZM252 36V35H251ZM254 36H255V34H254ZM3 37V36H2ZM2 37H1V39H2ZM9 37V36H8ZM7 37V38H8ZM16 37V36H15ZM26 37H27V35H26ZM29 37V36H28ZM30 37V38H31ZM47 37H50V36H48L47 35ZM133 37H135V35L133 36ZM259 37V36H258ZM5 38V37H4ZM3 38V39H4ZM18 38V37H17ZM24 38V37H23ZM33 38H35V37H33ZM51 38H52V36H51ZM58 38V37H57ZM73 38V37H72ZM77 38H78V36H77ZM76 38V39H77ZM109 37H107V39H108ZM165 38H170L169 36L168 37H165ZM174 38V37H173ZM246 38V37H245ZM261 38V37H260ZM13 39V38H12ZM20 39H21V37H20ZM27 39V38H26ZM32 39V38H31ZM38 39V38H37ZM61 39V38H60ZM66 39V38H65ZM70 39H71V37H70ZM91 39V38H90ZM97 39V38H96ZM106 39V38H105ZM135 39V38H134ZM176 39V38H175ZM205 39V38H204ZM213 39H215V38H213ZM220 39V38H219ZM240 39V38H239ZM242 39H244V38H242ZM264 38H261V39H259V40H263ZM8 40H10V39H8ZM19 40V39H18ZM35 40V39H34ZM49 40V39H48ZM47 40V41H48ZM55 40V39H54ZM57 40H59V39H57ZM82 40V39H81ZM101 40V39H100ZM110 40V39H109ZM207 40H209V42H215V41H213L212 40V37H211V41H210V39L208 38ZM246 40V39H245ZM257 40V39H256ZM1 41H3V40H1ZM13 41H16V39L15 40H13ZM20 41V40H19ZM36 41V40H35ZM42 41V40H41ZM46 41V40H45ZM62 41V40H61ZM61 41H59V42H61ZM91 41V40H90ZM89 41V42H90ZM171 41V40H170ZM241 41H243V40H241ZM56 42V41H55ZM68 42V41H67ZM86 42V41H85ZM94 42V41H93ZM96 42H98V41H96ZM104 42V41H103ZM107 42V41H106ZM113 42V41H112ZM175 42V41H174ZM173 42V43H174ZM243 42H245V41H243ZM2 43H4L5 44V42H2ZM7 43V42H6ZM33 43H35V42H33ZM32 42H29V40L27 41H20V42H18V43H9V44H7L9 47L7 48L8 50L6 51V52H0V71L1 70H5V69H8V71H10V72H17L18 73V77L17 78H13V79H8V81L7 80H4V78H3V76H0V145L2 144V146L3 147H7V148H10V152H8V151H6V152H8L9 154H8V157L10 156V158H9V161L11 160V161H14V163H15V166H20V160L19 159H21V158H18V153H19V151L17 152V154L15 153L17 150H18V148H17V146L18 145H20V144H18V143H20L21 142V144L23 143L24 144V142H33L34 141V143L35 142H38L39 140H41V138H40V134L39 133H37L40 129H42V130H47V128H50V129H53L54 128V130H55V127H57V129H58V126H62V127H66L67 126V121L70 119L69 117H68V114L67 113H69L68 111H71V109L69 108L71 105L73 106V103H72V101H75V100H73V99H71V97H70V99L72 100H70V103L68 102H66V105H63V106H61V105H58L56 108L57 109H59V111H60V115L58 114V116L57 117H51L50 116V113H49V111H51L52 110V108H53V104L54 103H57L58 101H56V98H55V96L54 95H51L50 97H51V99H49L48 100V95H50V94H48L49 92H46V91H50V87L51 88H55V87H58V88H61V86H62V82H64L65 80H64V76H65V72H64V76L62 77H60L59 79H57L56 80V78H55V73H54V71H52L51 69H43V70H40L38 73H32V72H34V70H35V65H36V63H37V60H38V58L39 57H41L42 55H44L45 54V52L46 51H44V49H43V47L41 46V47H39L38 45H36V44H33ZM37 43H38V41H37ZM48 43V42H47ZM57 43H58V41H57ZM62 43H64V42H62ZM74 43V42H73ZM183 43V42H182ZM230 43V42H229ZM4 44H3V46H4ZM49 44V43H48ZM50 44H51V41H50ZM54 44V43H53ZM71 44V43H70ZM77 44V43H76ZM99 44V43H98ZM104 43H102V45H103ZM111 44V43H110ZM192 44V43H191ZM260 44H262V46H260ZM7 45H5V46H7ZM42 45V44H41ZM47 45V44H46ZM56 45V44H55ZM64 45V44H63ZM62 45V46H63ZM67 45V44H66ZM73 45V44H72ZM71 45V46H72ZM89 45V44H88ZM92 45V44H91ZM129 45V44H128ZM264 43L262 42H259V45L258 44H255L254 46H246V44L245 43H242V42H238L236 45H234L235 47H233L232 48V50L233 49H237L238 51L239 50H246V49H248V50H263L264 49ZM52 46V45H51ZM60 46V45H59ZM70 46V45H69ZM75 46V45H74ZM90 46V45H89ZM93 46V45H92ZM98 46H100V45H98ZM108 46V45H107ZM113 46V45H112ZM121 46H123V45H121ZM130 46V45H129ZM191 46V45H190ZM224 46V45H223ZM226 46V45H225ZM49 47V46H48ZM76 47V46H75ZM97 47V46H96ZM108 47H110V46H108ZM115 47V46H114ZM118 47H120V45L118 46ZM220 47V46H219ZM54 48V47H53ZM69 48H72V47H69ZM68 48V49H69ZM74 48V47H73ZM171 48H173V47H171ZM179 48V47H178ZM181 48V47H180ZM251 48H253V49H251ZM3 49V48H2ZM62 49H63V47H62ZM74 49H76L77 50V47L76 48H74ZM85 49V48H84ZM107 49V48H106ZM116 49V48H115ZM127 49V48H126ZM130 49V48H129ZM175 48H173V50H174ZM191 49V48H190ZM222 49V54H224V57L226 58V56L228 55L227 53H226V48H221ZM220 49V50H221ZM53 50V49H52ZM57 50H59V49H57ZM64 50V49H63ZM62 50V51H63ZM83 50V49H82ZM81 50V51H82ZM90 49H88V51H89ZM104 50V49H103ZM133 50H134V48H133ZM160 50H161V48H160ZM182 50V49H181ZM225 50V51H224ZM247 50V51H248ZM50 51H51V49H50ZM56 51V50H55ZM54 51V52H55ZM80 51V50H79ZM95 51V50H94ZM93 51V52H94ZM105 51V50H104ZM131 52H132V49L130 50ZM212 51H214V49L212 50ZM215 51H217V50H215ZM234 51V53H235V51L236 50H233ZM240 51V52H241ZM64 52V51H63ZM66 52V51H65ZM109 52V51H108ZM108 52H106V53H108ZM135 52V51H134ZM153 52V51H152ZM161 52V51H160ZM196 52V51H195ZM202 52V51H201ZM244 52V51H243ZM56 53V52H55ZM60 53V52H59ZM101 53V52H100ZM105 53V52H104ZM125 53V52H124ZM139 53V52H138ZM138 53H136L137 54V56H140L141 55V52H140V54L138 55ZM157 53V52H156ZM249 53H251V52H249ZM52 54V53H51ZM50 54V55H51ZM66 55H67V53H65ZM72 54V53H71ZM70 53L68 54V56H67V58L69 57V55H71ZM83 54H84V51H83ZM91 54H93V53H91ZM91 54L89 55L90 57H91ZM102 54V53H101ZM110 54H111V52H110ZM126 54V53H125ZM129 54V52L127 53V55ZM132 54V53H131ZM161 54V53H160ZM230 54H231V52H230ZM229 54V55H230ZM238 54H240V53H238ZM257 54V53H256ZM66 55H65V57H66ZM73 55H75V53H73ZM85 55V54H84ZM97 55H98V53H97ZM103 55V54H102ZM108 55V54H107ZM116 55V54H115ZM119 55V54H118ZM127 55H125L124 57L126 58V56ZM144 55H145V53H144ZM228 55V56H229ZM243 55H244V53H243ZM254 55V54H253ZM258 55H261V52H259V54ZM262 55H263V53H262ZM53 56V55H52ZM76 56H78V55H76ZM94 56H95V54H94ZM114 56V55H113ZM135 56V55H134ZM167 56V55H166ZM232 56H235V54L233 55L232 54ZM232 56H229V58L230 57H232ZM249 56V55H248ZM252 56V55H251ZM63 57V56H62ZM72 57V56H71ZM83 57H86V55L85 56H83ZM112 57V56H111ZM110 57V58H111ZM130 57H131V55H130ZM157 57V56H156ZM218 57L219 58H221L220 56H219V54H218ZM256 57V56H255ZM59 58V57H58ZM78 58H80V57H78ZM93 58H95V57H92V59ZM97 58V57H96ZM95 58V59H96ZM99 58V57H98ZM119 58H121L122 59V55L119 57ZM128 58V57H127ZM126 58V59H127ZM135 57H133V59H134ZM142 58H144V57H142ZM150 58V57H149ZM152 58V57H151ZM150 58V59H151ZM233 58V57H232ZM54 59V58H53ZM68 59H70V58H68ZM86 59H87V57H86ZM91 59V58H90ZM130 59V58H129ZM132 59V60H133ZM138 59V58H137ZM153 59V58H152ZM155 59V58H154ZM153 59V60H154ZM157 59V58H156ZM243 59V58H242ZM264 59V58H263ZM262 59V60H263ZM99 60V59H98ZM119 60V59H118ZM152 60V61H153ZM159 60V59H158ZM162 60V59H161ZM59 61V60H58ZM63 61H65V60H63ZM70 61H72V58H71V60ZM94 61V60H93ZM108 61V60H107ZM111 61V60H110ZM148 61V60H147ZM55 62H56V60H55ZM85 62V61H84ZM98 62V61H97ZM97 62H96V64H97ZM103 62V61H102ZM101 62V63H102ZM114 62H115V59H114ZM113 62V63H114ZM128 62H130V61H128ZM158 62H160V61H158ZM168 62V61H167ZM202 62V61H201ZM257 62V61H256ZM260 62V61H259ZM56 63H58V62H56ZM59 63H61V61H59ZM72 63V62H71ZM74 63H75V61H74ZM87 63V62H86ZM110 63V62H109ZM108 63V64H109ZM232 63V62H231ZM235 63V62H234ZM234 63H232V64H234ZM261 63V62H260ZM81 64V63H80ZM119 64V63H118ZM121 64V63H120ZM120 64H119V66H120ZM145 64V63H144ZM165 64V63H164ZM194 64V63H193ZM218 64V63H217ZM241 64V63H240ZM246 64H248V63H246ZM62 65V64H61ZM84 65V64H83ZM165 65H169V64H165ZM222 65V64H221ZM227 65V64H226ZM245 65V64H244ZM261 65V64H260ZM54 66V65H53ZM56 66H58V65H56ZM60 66V65H59ZM67 66V65H66ZM69 66V65H68ZM73 66V65H72ZM88 66V65H87ZM90 66V65H89ZM96 67H98L97 65H95ZM95 66L93 67V68H95ZM100 66H102V64L100 65ZM103 66H105V63H104V65ZM117 66V65H116ZM122 66V65H121ZM128 66V65H127ZM134 66V65H133ZM142 66H145V65H143L142 64ZM235 66H236V64H235ZM241 66H243V64L241 65ZM55 67V66H54ZM63 67V66H62ZM81 67H82V65H81ZM109 67V66H108ZM114 67V66H113ZM140 67V66H139ZM146 67V66H145ZM162 67H164V66H162ZM175 67V66H174ZM259 67V66H258ZM58 68V67H57ZM60 68V67H59ZM58 68V69H59ZM75 68V67H74ZM73 68V69H74ZM87 68V67H86ZM86 68H83V69H86ZM90 68V67H89ZM92 67H91V69H93ZM122 68V67H121ZM128 68V67H127ZM133 68V67H132ZM136 69H137V67H135ZM141 68V67H140ZM144 68V67H143ZM143 68H141V69H143ZM161 68V67H160ZM230 68V67H229ZM241 68V67H240ZM247 68V67H246ZM57 69V70H58ZM76 69V68H75ZM96 69V68H95ZM100 69V68H99ZM98 69V70H99ZM106 70V68H103V70ZM111 69V68H110ZM117 69H118V67H117ZM136 69H134V70H136ZM146 69V68H145ZM166 69V68H165ZM54 70H56V68L54 69ZM68 70V69H67ZM80 70V69H79ZM88 70V69H87ZM122 70V69H121ZM120 70V71H121ZM127 70V69H126ZM131 70H133V69H131ZM138 70H139V68H138ZM167 71H168V67H167V69H166ZM250 71V75L248 74V72ZM264 70V69H263ZM63 71H64V69H63ZM81 71H82V69H81ZM97 71V70H96ZM107 71V70H106ZM108 71H110V70H108ZM107 71V72H108ZM113 71V70H112ZM119 71V70H118ZM124 71V70H123ZM140 71V70H139ZM138 71V72H139ZM146 71V70H145ZM156 71V70H155ZM247 72V74H244V73H246ZM56 72V71H55ZM58 72V71H57ZM75 72V71H74ZM87 72V71H86ZM95 72V71H94ZM103 72V71H102ZM127 72V71H126ZM136 72H137V70H136ZM137 72V73H138ZM142 72V71H141ZM141 72H140V75H141ZM170 72V71H169ZM241 73H239V72H237V73H239L241 76V78H239V79H241V83L243 82V84H244V86H243V84H242V90L244 89V91L246 90L247 92H249L248 94H252V97L254 98V100L255 101H259V100H257L256 99V96H254V94L255 95H257L258 94V92H259V90H260V88H261V94H262V97H264V90H262L263 88H264V85L263 84H261L259 81H260V78H264V74H258V73H256L255 71H252V70H250V69H244L243 71H240ZM258 72V71H257ZM261 72V71H260ZM63 73V72H62ZM78 74L80 73V72H77ZM76 73V74H77ZM82 73V72H81ZM83 73H85V71H83ZM113 73V72H112ZM143 73V72H142ZM173 73V72H172ZM190 73V72H189ZM263 73V72H262ZM70 74V73H69ZM104 74V73H103ZM102 74V75H103ZM106 74V73H105ZM114 74V73H113ZM112 74V75H113ZM120 74V73H119ZM128 74V73H127ZM147 75L148 73H146V72H144V75ZM171 74V73H170ZM238 74V75H239ZM58 75H60V74H58ZM63 75V74H62ZM79 75H81V74H79ZM85 75V74H84ZM96 75H97V73H96ZM109 75H111V74H109ZM116 75V74H115ZM114 75V76H115ZM120 75H122V74H120ZM143 75V76H144ZM167 75H169V74H167ZM171 75H173V74H171ZM187 75V74H186ZM244 75V76H243ZM253 75V76H252ZM10 76V75H9ZM67 76V75H66ZM90 76V75H89ZM98 76V75H97ZM104 76V75H103ZM118 76V75H117ZM124 76V75H123ZM126 76V75H125ZM124 76V77H125ZM149 76V75H148ZM170 76V75H169ZM68 77H70V76H68ZM123 77V78H124ZM133 77V76H132ZM141 77H142V75H141ZM139 78V80L141 79L142 80V78ZM166 77H168V76H166ZM171 77H173V76H171ZM184 77H185V75H184ZM71 78H72V76H71ZM76 78V77H75ZM98 78V77H97ZM100 78V77H99ZM104 78H105V76H104ZM121 78V77H120ZM135 78V77H134ZM162 78H164L163 76H162ZM79 80H80V78H78ZM84 79V78H83ZM87 79V78H86ZM110 79H113V76H112V78H110ZM126 79H130V78H126ZM133 79V78H132ZM138 79V78H137ZM152 79H155V77L154 78H152ZM152 79L151 80H149L150 82H151V84H152ZM68 80H69V78H68ZM72 80H74V79H72ZM78 80V81H79ZM92 80V79H91ZM114 80H115V78H114ZM117 80L118 79H116V82H117ZM119 80H121V79H119ZM123 80V79H122ZM135 80V79H134ZM167 80V79H166ZM70 81V80H69ZM87 81V80H86ZM94 81H95V79H94ZM128 81V80H127ZM131 81V80H130ZM148 81V80H147ZM74 82V81H73ZM82 82V84L85 82H83V80L81 81ZM89 82V81H88ZM104 82L106 83V81H105V79H104ZM111 82H112V80H111ZM123 82H125V81H123ZM122 82V83H123ZM135 82V81H134ZM138 82V81H137ZM141 82H143V81H141ZM144 82H146V81H144ZM156 82V81H155ZM167 82V84H169L168 83V80L166 81ZM66 83V82H65ZM86 83V82H85ZM96 83V82H95ZM103 83V82H102ZM101 83V84H102ZM113 83H115V82H113ZM140 83V82H139ZM158 83H159V81H158ZM249 83H251V84H249ZM75 84V83H74ZM87 84H91V83H87ZM109 84V83H108ZM135 84V83H134ZM137 84V83H136ZM141 84V83H140ZM144 84V83H143ZM76 85V84H75ZM84 85V84H83ZM93 86H94V84H92ZM96 85V84H95ZM105 85V84H104ZM114 85V84H113ZM116 85V84H115ZM118 85V84H117ZM116 85V86H117ZM122 85V84H121ZM121 85H119L120 87H122ZM156 85V84H155ZM158 85V84H157ZM172 85V84H171ZM203 85V84H202ZM34 86H36V88L39 90V93H42L43 91H45V93L43 94V95H47V97L45 96V97H38L37 95V97L38 98H35V100H36V102L38 103V104H36V107L35 106H32V107H35V109H36V111L40 114V120L38 119L37 121H35V122H37V123H35L33 120H32V122H34L33 123V125L32 126H30V123H25V124H22L21 123V121L23 120V119H25V121H28V120H30L31 118H30V115L32 116V114H29V112H28V108L31 106H29V107H27V104H26V102H22L21 101V103H16V101L14 100V95L16 94V91L18 90V88L19 87H22V88H24L25 90H27V91H30L31 90V88L32 87H34ZM78 86V85H77ZM86 85H84V87H85ZM88 86V85H87ZM92 86V87H93ZM101 87L103 86V85H100ZM124 86H126V84L124 85ZM128 86V85H127ZM168 86V85H167ZM197 86V85H196ZM83 87V86H82ZM89 87V86H88ZM88 87H86V88H88ZM97 87V86H96ZM95 87V88H96ZM99 87V86H98ZM97 87V88H98ZM135 87V86H134ZM140 87H142V85L140 86ZM145 87H147V86H145ZM160 87V86H159ZM169 87V86H168ZM200 87V86H199ZM198 87V88H199ZM100 88V87H99ZM110 88H114V87H110ZM109 88V89H110ZM116 88V87H115ZM130 88H132V87H130ZM136 88H137V86H136ZM153 88H154V86H153ZM162 88V87H161ZM171 88H172V86H171ZM72 89V88H71ZM79 89V88H78ZM90 89V88H89ZM105 89H107V88H104V90ZM116 89H118V88H116ZM120 89V88H119ZM126 89V88H125ZM138 89V88H137ZM149 89H151V87L149 88ZM148 89V90H149ZM75 90H76V88H75ZM80 90V89H79ZM83 90V89H82ZM95 90V89H94ZM98 91H99V89H97ZM127 90V89H126ZM131 90H133V89H131ZM144 91L145 90H147V88L146 89H143ZM154 90V89H153ZM160 90V89H159ZM166 90V89H165ZM88 91V90H87ZM101 91V90H100ZM108 91V90H107ZM114 91V90H113ZM117 91V90H116ZM121 91V90H120ZM140 91V90H139ZM138 91V92H139ZM156 91H157V89H156ZM155 91V92H156ZM163 91V90H162ZM200 91V90H199ZM37 92V94H38V91H36ZM53 92V91H52ZM67 92V91H66ZM69 92H71V91H69ZM69 92L67 93L68 95H69ZM76 92V91H75ZM82 92V91H81ZM81 92H80V94H81ZM94 92H96V91H94ZM111 92V91H110ZM118 92V91H117ZM126 92V91H125ZM128 92V91H127ZM154 92V91H153ZM165 92V91H164ZM164 92H162V93H164ZM27 93V92H26ZM78 93V92H77ZM83 93H84V95H85V92L83 91ZM97 93V92H96ZM109 93V92H108ZM116 93V92H115ZM119 93V92H118ZM137 93V92H136ZM135 93V94H136ZM141 93V92H140ZM152 93V92H151ZM150 93V94H151ZM169 93V92H168ZM236 93H237V91H236ZM72 92H71V96H72ZM86 94H88L87 92H86ZM90 94V93H89ZM95 94V93H94ZM94 94H91V96H90V98L89 99H87L88 100V105L87 106H89V107H91V109L90 110H87L86 111V119H88V117L90 118V120H94V119H98L99 117V114L96 112V109L94 110L93 108L94 107H96L97 105H99V104H101L104 100L103 99H105V98H100L99 97V95L98 94H96V95H94ZM102 94H103V92H102ZM107 94V93H106ZM122 94H123V92H122ZM145 94V93H144ZM149 94V93H148ZM167 94V93H166ZM260 94V95H261ZM77 95V94H76ZM75 95V96H76ZM78 95H79V93H78ZM98 95V96H97ZM104 95H105V93H104ZM114 95V94H113ZM118 95V94H117ZM126 95H127V93H126ZM128 95H129V92H128ZM134 95V94H133ZM138 96L140 95L139 93L137 94ZM154 94H152V96H153ZM156 95V94H155ZM154 95V96H155ZM194 95H196V94H194ZM30 96V95H29ZM116 96V95H115ZM114 96V97H115ZM131 96V95H130ZM141 96V95H140ZM144 96V95H143ZM102 97H103V95H102ZM105 97V96H104ZM107 97H108V95H107ZM106 97V98H107ZM118 97H119V95H118ZM145 97H147V96H145ZM247 97V96H246ZM249 97H250V95H249ZM248 97V98H249ZM259 97V96H258ZM29 98V97H28ZM28 98H26V99H28ZM64 98V97H63ZM74 98V97H73ZM116 98V97H115ZM126 98H127V96H126ZM130 97H128V99H129ZM140 98H142V97H140ZM154 99H155V97H153ZM253 98H251V100H253ZM26 99H24L25 101H26ZM75 99V98H74ZM108 99V98H107ZM114 99V98H113ZM113 99H112V101H113ZM118 99V98H117ZM124 99H125V97H124ZM135 99V98H134ZM143 99H145V98H143ZM152 99V98H151ZM250 99V98H249ZM260 99H261V97H260ZM20 100V99H19ZM29 100H31V99H29ZM82 100H84L83 98H82ZM109 100H111V99H109ZM123 100V99H122ZM122 100H121V102H122ZM136 100H138V98H136ZM135 100V101H136ZM67 101V100H66ZM77 102H78V100H76ZM86 101V100H85ZM111 101V102H112ZM117 101V100H116ZM128 101V100H127ZM126 101V102H127ZM134 101V103H136L137 104V102H135ZM144 101V100H143ZM142 101V102H143ZM151 101V100H150ZM157 101H159L158 99H157ZM254 101V103L255 104H257V102H255ZM124 102V101H123ZM122 102V103H123ZM145 102H146V100H145ZM172 102V101H171ZM260 102H262L263 104H264V99H263V101H261L260 100ZM28 103V102H27ZM32 103V105H33V102H31ZM58 103H63V102H61V100H60V102H58ZM125 103V102H124ZM129 103H130V101H129ZM129 103H127V104H129ZM157 103V102H156ZM161 103V102H160ZM159 103V104H160ZM167 104H168V102H166ZM166 103L164 104V102H163V104L164 105H166ZM252 103V102H251ZM250 103V104H251ZM30 104V103H29ZM28 104V105H29ZM121 104V103H120ZM126 104V105H127ZM146 104V103H145ZM149 104H151L152 105V103H149ZM253 105V107H258V106H256V105ZM260 104V103H259ZM56 105V104H55ZM80 105V104H79ZM105 105V104H104ZM123 105V104H122ZM132 104H130V106H131ZM147 105V104H146ZM216 105V104H215ZM248 105H249V103H248ZM262 105V104H261ZM69 106V107H68ZM106 106V105H105ZM109 106V105H108ZM112 106V105H111ZM128 106V105H127ZM133 106V105H132ZM140 106H142V105H140ZM160 106V105H159ZM250 106V105H249ZM248 106V107H249ZM126 107V106H125ZM151 108V106H148V108ZM155 107V110H156V106H154ZM163 107V106H162ZM168 107H169V105H168ZM168 107H165V108H168ZM216 107V106H215ZM217 107H218V105H217ZM247 107V108H248ZM251 107V106H250ZM104 108V107H103ZM102 108V109H103ZM127 108H129V107H127ZM131 108V107H130ZM139 108V107H138ZM148 108H147V112H148ZM153 108V107H152ZM160 108H161V106H160ZM171 108H174L172 105H171ZM220 108V107H219ZM30 109V108H29ZM34 109V108H33ZM34 109V110H35ZM70 109V110H69ZM106 109H107V107H106ZM106 109H104L105 111H106ZM124 109V112H125V108H123ZM132 109V108H131ZM136 109V108H135ZM140 109V108H139ZM141 109H142V107H141ZM164 109V108H163ZM249 109H252V107L251 108H249ZM76 110V109H75ZM109 110V109H108ZM133 110H134V108H133ZM138 109H136V111H137ZM143 110V109H142ZM146 110V109H145ZM144 110V111H145ZM151 110H153V109H151ZM151 110H150V112H151ZM161 111L160 112H162V109H160ZM165 110V109H164ZM222 110V109H221ZM30 111V110H29ZM33 111V110H32ZM77 111H80V110H78L77 109ZM98 111H101L100 109L98 110ZM143 111V112H144ZM166 111V110H165ZM171 111V110H170ZM200 111H202V110H200ZM257 112H258V110H256ZM56 112V111H55ZM81 112V111H80ZM104 112V111H103ZM127 112V111H126ZM140 112V111H139ZM216 112H218V109H217V111H214L213 113H216ZM219 112H220V109H219ZM223 112V111H222ZM221 112V113H222ZM30 113H32L31 111H30ZM38 113H37V115H38ZM135 113V112H134ZM151 113H153V112H151ZM164 114H165V112H163ZM171 113V112H170ZM210 113V112H209ZM71 114V113H70ZM69 114V115H70ZM73 114V113H72ZM78 114V113H77ZM100 114H101V112H100ZM123 114H125V113H123ZM139 114V113H138ZM142 114V113H141ZM145 114H147V113H145ZM218 114H220V113H217L216 114V117L218 118V119H216L215 118V116H213L214 117V119H216V121L217 120H219V115ZM258 114H259V112H258ZM262 114V113H261ZM57 115V114H56ZM111 115H115V114H111ZM110 115V116H111ZM143 115V114H142ZM141 115V116H142ZM150 115V114H149ZM161 115V114H160ZM166 115V114H165ZM199 115V114H198ZM203 115V114H202ZM201 115V116H202ZM215 115V114H214ZM218 115V116H217ZM221 115V114H220ZM229 115V114H228ZM39 116V115H38ZM83 116V115H82ZM101 116V115H100ZM107 116V115H106ZM121 116H123V115H121ZM162 116H164L163 114H162ZM256 116V115H255ZM254 116V117H255ZM118 117V116H117ZM125 117V116H124ZM139 117V116H138ZM144 117V116H143ZM150 117V116H149ZM192 117V116H191ZM199 117V116H198ZM198 117L196 118L197 120H198ZM206 117H207V115H206ZM205 117V118H206ZM211 117V114H209V118ZM262 116H260V117H258V118H261ZM79 118V117H78ZM80 118H82V117H80ZM104 118V117H103ZM102 118V119H103ZM108 118V117H107ZM106 118V119H107ZM181 118V117H180ZM212 118V117H211ZM210 118V119H211ZM257 118V119H258ZM22 119V120H21ZM27 119V120H26ZM73 119H75V117L73 118ZM83 119V118H82ZM100 119H101V117H100ZM112 119V118H111ZM128 119V118H127ZM134 119V118H133ZM139 119V122H135L136 124L134 125V133H136V135H137V139H140L139 138V134H140V132L141 131H143L146 127H145V125L144 124H146L145 122H146V120H141V118H138ZM196 119H193V120H196ZM204 119V118H203ZM206 119H208V117L206 118ZM210 119H208V120H210ZM213 119V118H212ZM212 119H211V121H210V124H211V122H212ZM213 119V120H214ZM244 119V118H243ZM262 119V118H261ZM261 119H259L260 121H261ZM71 120V119H70ZM76 120V119H75ZM81 119H79V121H80ZM90 120L88 121V125H90L91 123H90ZM150 120V119H149ZM153 120H154V118H153ZM152 120V121H153ZM191 120V119H190ZM196 120V121H197ZM99 121H101V120H99ZM103 121V120H102ZM145 121V122H144ZM158 121H160V120H158ZM204 122H205V119L203 120ZM207 121V120H206ZM215 121V120H214ZM221 121V120H220ZM250 121V120H249ZM260 121H259V123H260ZM264 121V120H263ZM65 122H66V126H63V125H65ZM77 122V121H76ZM84 122V121H83ZM85 122H87V121H85ZM154 122H156L155 120H154ZM204 122H202L203 123V125H205V124H207L206 122H205V124H204ZM207 122H209V121H207ZM251 122V121H250ZM254 122V121H253ZM258 122V121H257ZM70 123H72L71 124V126L73 127V128H77L76 126H79V124L78 123H73L72 121L70 122ZM69 123V124H70ZM82 123V122H81ZM96 123V122H95ZM103 123V122H102ZM106 123V122H105ZM109 123V122H108ZM113 123V122H112ZM132 123H134V122H132ZM198 123V122H197ZM213 123V122H212ZM218 123V122H217ZM254 123H256V122H254ZM254 123H253V125H254ZM262 123V122H261ZM260 123V124H261ZM83 124V126H84V123H82ZM94 124V123H93ZM92 124V125H93ZM101 124V123H100ZM99 124V125H100ZM119 124V123H118ZM117 124V125H118ZM124 124L125 123H123V126H124ZM186 124V123H185ZM219 124H220V122H219ZM81 125V124H80ZM104 125V124H103ZM107 125V124H106ZM105 125V126H106ZM110 125H111V123H110ZM121 125V124H120ZM153 125H154V123H153ZM152 125V126H153ZM221 125V124H220ZM250 125V124H249ZM248 125V126H249ZM256 125H257V123H256ZM39 126V127H38ZM82 126V127H83ZM129 126V125H128ZM127 126V127H128ZM207 127L209 126V125H206ZM222 126V125H221ZM248 126H246L247 128H248ZM32 127H34V129L32 130L31 128ZM81 127V128H82ZM86 127H87V124H86V126L84 127V129L85 130H87L86 129ZM118 127V126H117ZM117 127H115V129L117 128ZM160 127V126H159ZM167 127V126H166ZM166 127H165V129H166ZM256 127V126H255ZM68 128H70V126L68 127ZM92 129H93V126L91 127ZM104 128V127H103ZM102 128V129H103ZM157 129H158V127H156ZM164 128V127H163ZM162 128V129H163ZM199 128V127H198ZM39 129V130H38ZM56 129V130H57ZM71 129V128H70ZM109 129V128H108ZM119 129H123V128H120L119 127ZM165 129H163L162 131L164 132L165 131ZM169 129V128H168ZM200 129V128H199ZM232 129V128H231ZM245 129V128H244ZM61 130V129H60ZM72 130V129H71ZM71 130H69V132L71 131ZM79 130V129H78ZM84 130V131H85ZM98 130V129H97ZM96 130V131H97ZM132 130V131H133ZM158 130H160V129H158ZM157 130V131H158ZM226 130V129H225ZM48 131V130H47ZM50 131V130H49ZM52 131V130H51ZM74 131V130H73ZM77 131V130H76ZM95 131V130H94ZM112 131V130H111ZM116 131V130H115ZM122 131V130H121ZM154 131H156V130H154ZM161 131V130H160ZM170 131V130H169ZM201 131V130H200ZM199 131V132H200ZM219 131V130H218ZM64 132V131H63ZM75 132V131H74ZM78 132V131H77ZM88 132H90V131H88ZM93 132V131H92ZM98 132V131H97ZM103 132V131H102ZM151 132V131H150ZM162 132V133H163ZM221 132V131H220ZM248 132V131H247ZM82 133H86V132H82ZM105 133V132H104ZM107 133V132H106ZM112 133V132H111ZM116 134H117V132H115ZM121 133V132H120ZM124 133V132H123ZM155 133V132H154ZM161 133V134H162ZM167 134H168V132H166ZM198 133V132H197ZM217 133V132H216ZM237 133H239V132H237ZM236 133V134H237ZM254 133H257V134H259V136L260 135H262V134H264V124L261 126V127H257L256 129H255V131H254ZM43 134V133H42ZM47 134V133H46ZM73 134V133H72ZM92 134V133H91ZM107 134H109V132L107 133ZM107 134H106V137H107ZM143 134L144 133H142L141 135L143 136ZM160 134V133H159ZM165 134V132L163 133V135ZM203 134V133H202ZM215 134V133H214ZM242 134V133H241ZM74 135H75V133H74ZM90 135V134H89ZM93 135H96V134H93ZM139 135V136H138ZM157 135V134H156ZM156 135H152V136H156ZM169 135V134H168ZM216 135V134H215ZM214 135V136H215ZM43 136H44V134H43ZM47 136V135H46ZM51 136V135H50ZM73 136V135H72ZM85 136V135H84ZM97 136V135H96ZM109 136H111L110 134H109ZM141 136V137H142ZM160 136V138L159 139H161V135H159ZM204 136V135H203ZM210 136V135H209ZM208 136V137H209ZM220 136V135H219ZM222 136V135H221ZM254 136V135H253ZM263 136V135H262ZM49 137V136H48ZM57 137V136H56ZM79 137V136H78ZM88 137V136H87ZM167 137V136H166ZM168 137H171L170 135L168 136ZM205 137V136H204ZM207 137V138H208ZM235 137V136H234ZM237 137V136H236ZM261 137V136H260ZM16 138V139H15ZM58 138V137H57ZM68 138H70V137H68ZM80 138H83V137H80ZM91 138V137H90ZM105 138V137H104ZM104 138H102L103 140H104ZM115 138H116V136H115ZM143 138V137H142ZM145 138V137H144ZM165 138V137H164ZM163 138V139H164ZM206 138V137H205ZM211 139H212V137H210ZM209 138V139H210ZM246 138V137H245ZM255 138H257V135H256V137ZM45 139V138H44ZM47 139V138H46ZM54 139V138H53ZM59 139H60V137H59ZM71 139V138H70ZM106 139V138H105ZM111 139V138H110ZM148 139V138H147ZM151 139V138H150ZM211 139L209 140V141H211ZM217 139V137L216 138H214V139H212V140H216ZM219 139H220V137H219ZM228 139V138H227ZM232 139V138H231ZM249 139V138H248ZM261 139V138H260ZM16 140V142L13 144V143H11V142H14ZM56 140H58V139H56ZM56 140H55V142H56ZM71 140H73V139H71ZM80 140V139H79ZM109 140V139H108ZM112 140V139H111ZM116 140H119V139H116ZM115 140V141H116ZM156 140V139H155ZM166 140H167V138H166ZM202 140H203V137H202ZM221 140V139H220ZM225 140V139H224ZM234 140H236L235 138H234ZM239 140H241V139H239ZM238 140V141H239ZM247 140V139H246ZM259 140V139H258ZM11 141V142H10ZM45 141V140H44ZM48 142H49V140H47ZM63 141V140H62ZM75 141V140H74ZM81 141V140H80ZM98 141V140H97ZM105 141V140H104ZM107 141V140H106ZM114 141V140H113ZM149 141V140H148ZM147 141V143L144 141V144H146V145H148V146H151V144L149 145L148 143H150V142H148ZM217 141H218V139H217ZM227 141V140H226ZM225 141V142H226ZM237 141V140H236ZM236 141L234 142V143H236ZM243 141H244V139L241 141L242 143H243ZM252 142H254L253 141V139L251 140ZM255 141H257V140H255ZM261 141L263 142V140L261 139ZM41 143L43 142V141H40ZM66 142H68V141H65V143ZM139 142V141H138ZM152 142H153V138H152ZM202 142V141H201ZM206 142V141H205ZM204 141H203V143L204 144H206ZM216 142V141H215ZM214 142V143H215ZM219 142V141H218ZM224 141H223V143H225ZM229 142V140L227 141V143ZM232 143H233V141H231ZM240 142V141H239ZM239 142H238V145H239ZM251 142V143H252ZM28 143V144H29ZM44 143V142H43ZM42 143V144H43ZM62 143V142H61ZM110 143H112V142H110ZM163 143H165L166 144V141H164ZM163 143L161 144V145H163ZM217 143V142H216ZM215 143V144H216ZM220 143H222L221 141H220ZM222 143V144H223ZM230 143V142H229ZM233 143V144H234ZM250 143V142H249ZM257 143V142H256ZM11 144V145H10ZM38 144V143H37ZM47 144V143H46ZM52 144V143H51ZM57 144H59L58 142H57ZM70 144H71V142H70ZM79 144V143H78ZM77 144V145H78ZM104 144V143H103ZM140 144H142V142L140 143ZM165 144H164V146H165ZM208 144V143H207ZM215 144H210V146L213 148V151L212 152H214V154L215 155H213V154H211L212 156H213V158L216 160L217 159V164H216V162H215V160L212 162V163H215L214 165V167H216V169L214 170V173H216L218 176H219V173H220V171L222 170V172L224 171L223 170V168H222V166H223V161L221 160V158L223 157V155L224 154H226V155H228V157H230V161H229V163L228 164H224V168L226 169V172H224L223 173V176L225 177V178H228V181L231 179L232 181H235L236 180V177L239 175L240 176V174L242 175L240 178H241V182H239V186H231V188H228V187H230V186H228V185H226V183H225V185L223 186V185H221V187L223 186V187H226L225 189H226V191H227V189H229L230 190V192H232V191H235L236 189H237V191H240V190H243V188L244 189H247V190H249L250 192H251V198H258V194L259 193H256L258 190H263L264 189V174L262 173V171L260 172L259 171V168H261L262 170H264V149H262V151H263V153H262V151H260L261 153H257V152H250V153H252V154H249V156H248V158H246L245 157V159L244 160H242V161H244L243 163H241L240 165H241V168H242V170L243 169H245L244 171L246 172L247 170H246V167L248 168V166H250V171H253L254 172V176L255 177H251L252 179H250V180H252L251 182H248V181H250V180H248L247 181V179L249 178H247V173H244L243 171H240V174H238L237 172H235L236 174H232V171H231V169H232V164H233V162H234V158H235V160H237L236 159V157H234L235 156V154L233 153V147L232 148H225L226 147V145L225 146H219V145H215ZM248 144V143H247ZM264 144V143H263ZM30 145H31V143H30ZM32 145H33V143H32ZM38 145H40V144H38ZM56 145V144H55ZM66 144H64V146H65ZM76 145V146H77ZM81 145V144H80ZM111 145V144H110ZM143 145V144H142ZM160 145V146H161ZM237 145V144H236ZM236 145L234 146V147H236ZM241 145V144H240ZM250 145H252V144H250ZM250 145H248L249 147H250ZM63 145H61V147H62ZM73 146H75V145H73ZM154 146V145H153ZM205 146H208V145H205ZM228 146V145H227ZM253 146H254V144H253ZM253 146H251L252 148H253ZM34 145H33V150H34ZM45 147V146H44ZM50 147V146H49ZM70 147V146H69ZM71 147H72V144H71ZM82 147V146H81ZM135 147V146H134ZM142 147V146H141ZM143 147H145V145H143ZM147 147V146H146ZM145 147V148H146ZM202 147H203V145H202ZM210 147V148H211ZM241 147H243V146H241ZM17 148V149H16ZM24 148V147H23ZM29 148V147H28ZM43 148V147H42ZM76 148V147H75ZM105 148V147H104ZM136 148V147H135ZM147 148H149L150 149V147H147ZM158 147H157V144H156V148H154V149H157ZM159 148H161V149H163L162 147H159ZM171 148H172V146H171ZM205 148V151H206V147H204ZM203 148V149H204ZM209 148V147H208ZM238 147H236V148H234V149H237ZM240 148V147H239ZM245 149H246V147H244ZM244 148H242V149H244ZM264 148V147H263ZM4 149V148H3ZM53 149V148H52ZM59 149H60V147H59ZM72 149V148H71ZM78 149V148H77ZM80 149V148H79ZM165 150H167L168 148H164ZM175 149V148H174ZM228 149V150H227ZM244 149V150H245ZM248 149V148H247ZM250 149V148H249ZM5 150V149H4ZM3 150V151H4ZM9 150V149H8ZM23 150V149H22ZM27 150V149H26ZM49 150H50V148H49ZM48 150V151H49ZM54 150V149H53ZM61 150V149H60ZM73 150V149H72ZM76 150V149H75ZM81 150H82V148H81ZM105 150V149H104ZM109 150V149H108ZM147 150V149H146ZM163 151V152H166V151ZM210 150V149H209ZM212 150V149H211ZM244 150H241V152L243 153L244 152ZM252 150V149H251ZM15 151V152H14ZM35 151V150H34ZM47 151V150H46ZM47 151V152H48ZM54 151H57V150H54ZM59 151V150H58ZM62 151V150H61ZM65 151V150H64ZM106 151V150H105ZM105 151H104V153H105ZM162 151V150H161ZM22 152V151H21ZM28 152V151H27ZM38 152H42V151H40V150H38ZM43 152H45V150L43 151ZM208 151H206V153H207ZM211 152V153H212ZM247 152V151H246ZM245 152V153H246ZM248 152V153H249ZM4 153V152H3ZM31 153L33 154V151H31ZM35 154H36V151L34 152ZM65 153V152H64ZM68 153V152H67ZM70 153V152H69ZM79 153V152H78ZM175 153V152H174ZM180 153H182L181 151H180ZM241 153V154H242ZM247 153V154H248ZM31 154V155H32ZM35 154H34V157H35ZM44 154H46V153H44ZM82 154V153H81ZM112 154H116V153H112ZM162 154V153H161ZM168 154V153H167ZM178 154V153H177ZM209 154V153H208ZM239 154V153H238ZM240 154V155H241ZM6 155V154H5ZM21 155V154H20ZM19 155V157H21ZM25 155V158H28L29 156L27 155V157H26V154H24ZM23 155V156H24ZM40 155V154H39ZM48 155V154H47ZM74 155V154H73ZM160 155V154H159ZM171 155V154H170ZM180 155V154H179ZM179 155H177V156H179ZM237 155V154H236ZM76 156V155H75ZM79 156H80V153H79ZM113 156V155H112ZM166 156V155H165ZM184 156V155H183ZM246 156V155H245ZM31 157V156H30ZM39 157V156H38ZM151 157H152V155H151ZM168 157V160L167 161H169L170 159H169V156H167ZM181 157V156H180ZM216 157V158H215ZM243 157V156H242ZM24 158V157H23ZM22 158V159H23ZM36 158H37V156H36ZM51 158V157H50ZM69 158V157H68ZM73 158V157H72ZM152 158H154V157H152ZM159 158V157H158ZM208 158H210V157H208ZM238 158V157H237ZM4 159V158H3ZM5 159L7 160V158L5 157ZM37 159H41V157L40 158H37ZM36 159V160H37ZM62 159V158H61ZM76 159V158H75ZM78 159H80V157H78ZM77 159V160H78ZM103 159V158H102ZM167 159V158H166ZM174 159V158H173ZM186 159V158H185ZM207 159V158H206ZM239 159H243V158H239ZM31 160V159H30ZM42 160V159H41ZM57 160H58V158H57ZM60 160V159H59ZM64 160V159H63ZM66 160V159H65ZM68 160V159H67ZM151 160V159H150ZM171 160H172V158H171ZM176 160L178 161L179 159H177L176 158ZM176 160H174V161H176ZM223 160H225V159H223ZM0 161H1V159H0ZM3 161V160H2ZM8 161V160H7ZM7 161H6V163H7ZM34 161V160H33ZM51 161V159L49 160V162ZM69 161V160H68ZM67 161V162H68ZM73 161V160H72ZM83 161V160H82ZM154 161V160H153ZM173 161V162H174ZM187 161V160H186ZM189 161V160H188ZM187 161V162H188ZM198 161V160H197ZM210 161V160H209ZM35 162V161H34ZM33 162V163H34ZM52 162V161H51ZM59 162V161H58ZM66 162V161H65ZM79 162H80V160H79ZM78 162V163H79ZM152 162V161H151ZM179 162H180V160H179ZM195 162V161H194ZM9 163V162H8ZM11 163V162H10ZM31 163H32V160H31ZM70 163H72L71 161H70ZM77 163V162H76ZM75 163V164H76ZM102 163V162H101ZM171 163V162H170ZM183 162L181 161V165L183 166V164H182ZM184 163H185V161H184ZM190 163V162H189ZM197 163V162H196ZM206 163V162H205ZM236 162H234V164H235ZM36 164H39L38 162L36 163ZM49 164V163H48ZM63 164V163H62ZM119 164H120V162H119ZM134 164V163H133ZM132 164V165H133ZM144 164V163H143ZM146 164V163H145ZM167 164V163H166ZM172 164V163H171ZM175 164V163H174ZM177 164V163H176ZM211 163L209 162V165H210ZM238 164V163H237ZM6 165V164H5ZM14 164H12V166H13ZM21 165H22V163H21ZM26 165H28V164H26ZM33 165V164H32ZM56 165V164H55ZM81 165V164H80ZM7 166V165H6ZM9 166V165H8ZM37 166V165H36ZM62 166V165H61ZM83 166H85V165H83ZM120 166H121V164H120ZM133 166H137L136 165V163H135V165H133ZM140 166V165H139ZM186 166H187V164H186ZM190 166H191V163H190ZM196 166V165H195ZM194 166V167H195ZM28 167H29V165H28ZM28 167H26L27 169H29L30 167H32V166H30L29 168ZM38 167V166H37ZM36 167V168H37ZM41 167V166H40ZM47 167V166H46ZM49 167V166H48ZM142 167V166H141ZM160 167V166H159ZM172 167V166H171ZM178 167V166H177ZM185 167V166H184ZM197 167V169L199 168L198 166H196ZM196 167L195 168H193L194 169V171H195V169H196ZM3 168V167H2ZM43 168H45V167H43ZM49 168H51V167H49ZM48 168V170L49 171H54L55 173L57 172V171H55L53 168H51V169H49ZM152 168V167H151ZM150 168V169H151ZM176 168V167H175ZM183 168V167H182ZM187 168H190V167H187ZM205 168V167H204ZM7 169H8V167H7ZM12 169H14V171H15V168H12ZM17 169V171H18V168H16ZM26 169V170H27ZM53 169V170H52ZM103 169V168H102ZM164 169V168H163ZM208 169V168H207ZM207 169H206V173H207ZM236 169V168H235ZM2 170V169H1ZM5 170V169H4ZM25 170V169H24ZM59 170V169H58ZM81 170H83V169H81ZM142 170L144 171V169L142 168ZM160 170V169H159ZM177 170V169H176ZM176 170H174V171H176ZM189 170V169H188ZM213 170V169H212ZM211 170V171H212ZM249 170V169H248ZM13 170H11V172H12ZM28 171V170H27ZM31 171V170H30ZM40 171H42V170H40ZM45 171V170H44ZM60 171V170H59ZM63 172H64V170H62ZM149 171V170H148ZM154 171V170H153ZM185 171H187V170H185ZM216 171V172H215ZM26 172V171H25ZM38 172V171H37ZM46 172V171H45ZM48 172V171H47ZM61 172V171H60ZM66 172V171H65ZM71 171H69V173H70ZM73 173H74V171H72ZM85 172V171H84ZM88 172V171H87ZM104 172V171H103ZM145 172V171H144ZM179 172H180V170L179 171H177V173L179 174ZM182 172H184L183 170H182ZM187 172H190V170L189 171H187ZM191 172H192V170H191ZM199 172V171H198ZM264 172V171H263ZM1 174H3V172L1 171L0 172ZM18 173H21V171L20 172H18ZM28 173V172H27ZM27 173H23V175H26ZM42 173H43V171H42ZM55 173H54V175H55ZM58 173V172H57ZM72 173V174H73ZM77 171H76V174H74V176L72 175V177L74 178L75 177V175H77ZM193 173V172H192ZM191 173V174H192ZM210 175L212 174V173H210V170H209V172H208ZM48 174V173H47ZM47 174L45 173V175L47 176ZM52 174V173H51ZM67 174V173H66ZM66 174H62V176L63 175H66ZM88 174H90V172L88 173ZM142 174V173H141ZM166 174V173H165ZM177 174V175H178ZM181 174V173H180ZM179 174V175H180ZM182 174H185L186 175V173H182ZM190 174V173H189ZM194 174V173H193ZM191 175V176H194V175ZM4 175V174H3ZM32 175V174H31ZM30 175V176H31ZM40 175V174H39ZM43 175V174H42ZM57 175H59V174H57ZM56 175V176H57ZM81 175V174H80ZM143 175V174H142ZM156 175V174H155ZM160 175V174H159ZM158 175V176H159ZM161 175H162V173H161ZM178 175V176H179ZM185 175H181V176H179V179L182 177V176H185ZM258 175H260L259 177H258ZM7 176H9V175H7ZM7 176H5V177H7ZM35 176V175H34ZM44 176V175H43ZM59 176H61V175H59ZM71 176V175H70ZM140 176V175H139ZM138 176V177H139ZM145 176V175H144ZM189 176V175H188ZM187 176V177H188ZM191 176H190V178H191ZM197 176V175H196ZM238 176V177H239ZM249 176H250V174H249ZM12 177V176H11ZM21 177H23L22 175H21ZM25 177V176H24ZM49 177V176H48ZM68 177H69V174H68ZM77 177H79L80 178V176L79 175H77ZM76 177V178H77ZM163 177V176H162ZM202 177V176H201ZM209 177V176H208ZM211 177V176H210ZM3 178V177H2ZM8 178V177H7ZM6 178V179H7ZM36 179H37V177H35ZM54 178V177H53ZM51 179V180H54V179ZM64 178V177H63ZM66 178V177H65ZM71 178V177H70ZM91 178V177H90ZM186 178V177H185ZM196 178V177H195ZM225 178H223V177H221V179H219V180H222V182H227L226 180H225ZM8 179H10V177L8 178ZM18 179V178H17ZM25 179H27V182L29 183V184H32L33 182H34V184H36L35 183V181L36 180H31L30 178L28 179V178H25ZM48 179V178H47ZM58 179V178H57ZM69 179V178H68ZM95 179V178H94ZM187 179V178H186ZM186 179H181V180H183L184 182H188V181H185ZM200 179V178H199ZM209 179V178H208ZM208 179H206V180H208ZM218 178H216V180H217ZM1 180V179H0ZM5 180V179H4ZM38 180V179H37ZM46 180V179H45ZM49 180V179H48ZM48 180H46L47 181V183H48ZM60 180V179H59ZM73 180H75V179H73ZM84 180H86V177L84 178ZM96 180V179H95ZM99 180V179H98ZM163 180V179H162ZM190 180V179H189ZM205 180V181H206ZM210 180V179H209ZM23 181V180H22ZM71 181V180H70ZM78 181V180H77ZM86 181H88V180H86ZM85 181V182H86ZM139 181V180H138ZM164 181H165V179H164ZM204 181V182H205ZM240 181V180H239ZM244 181H247L248 183L246 184V182H245V185H247V188L244 186ZM1 182V181H0ZM7 182V181H6ZM5 182V183H6ZM15 182V181H14ZM13 182V183H14ZM19 182H20V180H19ZM18 182V183H19ZM26 182V181H25ZM39 182V181H38ZM52 182H54V181H52ZM166 182V181H165ZM199 182V181H198ZM203 181H202V184L204 183ZM214 182V181H213ZM238 182V181H237ZM3 183V182H2ZM45 184H46V182H44ZM63 183V182H62ZM71 183V182H70ZM77 183H79V182H77ZM82 183V182H81ZM80 183V184H81ZM89 183V182H88ZM100 183V182H99ZM138 183H140V182H138ZM191 183V182H190ZM216 183H218V182H216ZM215 183V184H216ZM230 183V182H229ZM228 183V184H229ZM233 183V182H232ZM231 183V184H232ZM252 183V184H251ZM10 184V183H9ZM16 184H17V182H16ZM40 184V183H39ZM39 184H37V185H39ZM50 184H51V182H50ZM58 184H60V183H58ZM57 184V185H58ZM80 184L78 185V187H76V188H80L79 186H80ZM90 184V183H89ZM95 185H96V183H94ZM93 184V185H94ZM192 184V183H191ZM201 184V185H202ZM205 184V183H204ZM203 184V185H204ZM219 184V183H218ZM231 184H229V185H231ZM253 184H255V185H253ZM8 185V184H7ZM6 185V186H7ZM15 185V184H14ZM13 185V186H14ZM18 185V184H17ZM24 185V184H23ZM22 185V186H23ZM41 185V184H40ZM56 185V186H57ZM77 185V184H76ZM140 185V184H139ZM187 185V184H186ZM189 185V184H188ZM195 185H197V184H195ZM194 185V186H195ZM208 184H205V186H207ZM210 185H211V183H210ZM233 185V184H232ZM253 185V186H252ZM10 186V185H9ZM11 186H12V184H11ZM19 186V185H18ZM18 186L16 187V188H18ZM29 186V185H28ZM31 186V185H30ZM67 186V185H66ZM73 186V185H72ZM81 186H82V184H81ZM198 187H199V184L197 185ZM218 186V185H217ZM33 187H34V185H33ZM50 187H51V185H50ZM64 187V186H63ZM83 187V186H82ZM91 187V186H90ZM191 188L192 189V192H193V187L190 185V186H188V188ZM196 187V186H195ZM194 187V188H195ZM201 187H203V186H201ZM209 187V186H208ZM215 187V186H214ZM213 187V188H214ZM243 187V188H242ZM254 187H255V189H254ZM36 188H37V186H36ZM44 188H45V186H44ZM58 188H60V186L58 187ZM72 188V187H71ZM93 188V187H92ZM102 188V187H101ZM185 188V187H184ZM186 188H187V186H186ZM189 188V189H190ZM210 188H211V186H210ZM11 189H13V188H11ZM10 187H9V189H7V188H5V192L4 193H1V195H3V196H6V195H14V194H11V192H10ZM19 189V188H18ZM32 189H34V188H32ZM57 189V188H56ZM73 189V188H72ZM81 189V188H80ZM88 189V188H87ZM189 189H188V191H189ZM209 189V188H208ZM215 189L217 190V187H215ZM14 190V189H13ZM35 190V189H34ZM55 190V189H54ZM83 190V189H82ZM95 190V189H94ZM99 190V189H98ZM195 190V189H194ZM204 190H206V188L204 189ZM212 190V189H211ZM210 190V191H211ZM219 190V189H218ZM21 191V190H20ZM20 191H19V193H20ZM22 191H23V189H22ZM45 191V190H44ZM43 190H42V192H44ZM62 191V190H61ZM77 191V190H76ZM75 191V192H76ZM80 191V190H79ZM197 191V190H196ZM201 192H202V190H200ZM13 192V191H12ZM24 192V191H23ZM33 192V191H32ZM49 192V191H48ZM59 192H60V190H59ZM65 192V191H64ZM91 192H92V189H91ZM191 192V191H190ZM204 192V191H203ZM221 192H224V191H221ZM18 193V194H19ZM61 193V192H60ZM59 193V194H60ZM67 193V192H66ZM66 193H63V194H66ZM88 193V192H87ZM94 193V192H93ZM101 193V192H100ZM99 193V194H100ZM104 193V192H103ZM188 193V192H187ZM229 193V192H228ZM23 194V193H22ZM37 194V193H36ZM43 194V193H42ZM77 194V193H76ZM97 194V193H96ZM105 194V193H104ZM183 195H181L180 194V196H183V199H185L186 201L189 199V200H193V199H191V198H194V197H197L198 195V193L196 192V194L194 193V194H192V196H190L191 194L189 193V194H185V193H182ZM203 194V193H202ZM201 194V195H202ZM208 194V193H207ZM237 194V193H236ZM21 195V194H20ZM26 195H28V193L26 194ZM32 195V194H31ZM39 195V194H38ZM37 195V196H38ZM72 195V194H71ZM74 195V194H73ZM78 195V194H77ZM101 195H102V193H101ZM188 195V196H187ZM197 195V196H196ZM204 195H206V194H204ZM217 195V194H216ZM215 195V196H216ZM226 195V194H225ZM247 195H249V194H247ZM37 196H36V198H37ZM45 196V195H44ZM62 196V195H61ZM64 196V195H63ZM62 196V197H63ZM68 196V195H67ZM67 196H65L66 198H67ZM93 196V195H92ZM200 196V195H199ZM198 196V197H199ZM211 196V195H210ZM250 196L248 197V198H250ZM1 197V196H0ZM48 197V196H47ZM51 197V196H50ZM49 197V198H50ZM53 197H55V196H53ZM60 197V196H59ZM89 197H90V194H89ZM94 197V196H93ZM103 197V199H104V195L102 196ZM102 197H101V199H102ZM4 198V197H3ZM5 198H8L7 196L5 197ZM10 198V197H9ZM13 198V197H12ZM15 198H16V196H15ZM24 198V197H23ZM29 198V197H28ZM27 198V199H28ZM56 198V197H55ZM76 199H77V196L75 197ZM79 198V197H78ZM106 198V197H105ZM108 198V197H107ZM107 198H106V200H107ZM211 198V197H210ZM259 198H260V200L262 199V200H264V192H262V195L260 194L259 195ZM1 199H2V197H1ZM11 199V198H10ZM27 199H24V200H26L27 201ZM32 199V198H31ZM52 199V198H51ZM57 199V198H56ZM55 199V200H56ZM59 199V198H58ZM64 199V198H63ZM72 199V198H71ZM70 199V200H71ZM79 199H81V198H79ZM78 199V201H80ZM84 199V198H83ZM98 199V198H97ZM110 199V198H109ZM139 199H141V198H139ZM212 199H213V197H212ZM15 200V199H14ZM23 200V199H22ZM33 200V199H32ZM35 200H37L38 201V199H35ZM47 200H48V198H47ZM94 200V199H93ZM230 200V199H229ZM19 201H20V199H19ZM26 201H24V202H26ZM31 201V200H30ZM34 201V200H33ZM51 201H54V199L53 200H51ZM62 201V200H61ZM69 200H67V202H68ZM72 201H74V200H72ZM95 201V200H94ZM101 201V200H100ZM99 201V202H100ZM108 201L109 200H107V202L106 203H108ZM184 201V200H183ZM5 202V201H4ZM4 202H2V203H4ZM7 202V201H6ZM9 202H11V201H9ZM18 202V201H17ZM23 201H20V203H22ZM23 202V203H24ZM29 202V201H28ZM49 202V201H48ZM81 202V201H80ZM139 202V201H138ZM216 202V201H215ZM236 202V201H235ZM14 203V202H13ZM20 203H16V204H18V206L20 205ZM36 203V202H35ZM39 203V202H38ZM40 203H41V200H40ZM46 204H47V202H45ZM52 203V202H51ZM57 203V202H56ZM62 203H64V202H62ZM77 203H79V202H77ZM91 203V202H90ZM89 203V204H90ZM93 203V202H92ZM97 203V202H96ZM205 203V202H204ZM231 203V202H230ZM4 204H6V203H4ZM26 204H28L27 202H26ZM26 204H24V205H26ZM37 204V203H36ZM35 204V205H36ZM49 204V203H48ZM54 204H55V202H54ZM66 204V203H65ZM68 204V203H67ZM70 204V203H69ZM80 204V203H79ZM85 204H87V203H85ZM109 204V203H108ZM112 204V203H111ZM177 204V203H176ZM7 205H8V203H7ZM9 205H10V203H9ZM8 205V206H9ZM22 206L21 207H24L23 206V204H21ZM31 205H32V203H31ZM34 204H33V207H38L39 205H36L35 206ZM43 206H44V204H42ZM106 205V204H105ZM138 205V204H137ZM179 205V204H178ZM215 205V204H214ZM14 206V205H13ZM13 206H9V207H12L13 209H15L16 207H17V205H16V207H13ZM29 206H30V204H29ZM46 206V205H45ZM64 206V205H63ZM73 206V205H72ZM72 206H71V208H72ZM78 206V205H77ZM82 206H83V204H82ZM89 206H91V205H89ZM100 206V205H99ZM109 206V205H108ZM191 206H192V204H191ZM7 207V206H6ZM27 207V206H26ZM32 207V208H33ZM39 207H41V206H39ZM38 207V208H39ZM53 207V206H52ZM55 207V206H54ZM56 207H58L57 206V204H56ZM56 207H55V209H56ZM66 207V206H65ZM64 207V208H65ZM75 207V206H74ZM79 207V206H78ZM81 207V206H80ZM94 207V206H93ZM101 207V206H100ZM110 207V206H109ZM188 207V206H187ZM218 207H219V205H218ZM19 208H20V206H19ZM44 208V207H43ZM63 208V207H62ZM67 208V207H66ZM65 208V209H66ZM68 208H69V206H68ZM76 208V207H75ZM102 208V207H101ZM107 208V207H106ZM172 208V207H171ZM194 208V207H193ZM220 208V207H219ZM227 208V207H226ZM225 208V209H226ZM11 209V208H10ZM9 209V210H10ZM34 209H37V208H34ZM73 209V208H72ZM103 209V208H102ZM115 209H117L116 207H115ZM120 209V208H119ZM127 209V208H126ZM144 209V208H143ZM235 209V208H234ZM7 210V209H6ZM5 210V211H6ZM12 210V209H11ZM29 210V209H28ZM40 210V209H39ZM96 210H97V208H96ZM107 210V209H106ZM110 210V209H109ZM191 210V209H190ZM216 210V209H215ZM5 211H4V213H5ZM21 210H19V212H20ZM26 211V210H25ZM23 212V214L24 213H26V212ZM36 211V210H35ZM58 210H56V212H57ZM63 211V210H62ZM65 211V210H64ZM82 211H83V209H82ZM91 211V210H90ZM94 211H95V209H94ZM99 211V210H98ZM174 211H175V209H174ZM219 211V210H218ZM2 212V211H1ZM0 212V213H1ZM15 212H17V210L15 211ZM32 212H34V211H32ZM31 212V213H32ZM43 212V211H42ZM48 212V211H47ZM47 212H45L46 214H49V213H47ZM52 212V211H51ZM51 212H50V214H51ZM72 212V211H71ZM89 212V211H88ZM102 212V211H101ZM109 212V211H108ZM193 212V211H192ZM192 212H191V214H192ZM217 212V211H216ZM7 214H8V212H6ZM6 213H5V215H6ZM61 213H64V212H61ZM67 213V212H66ZM73 213H75V211L73 212ZM86 213V212H85ZM97 213V212H96ZM195 213V212H194ZM193 213V214H194ZM209 213V212H208ZM212 213V212H211ZM222 213V212H221ZM10 214V213H9ZM13 214V213H12ZM19 213H17V215H18ZM21 214V213H20ZM22 214V215H23ZM39 214H40V212H39ZM42 214H44V213H42ZM56 214V213H55ZM58 214H60V213H58ZM58 214H57V216H58ZM89 214V213H88ZM100 214V213H99ZM111 214V212L109 213V215ZM190 214V213H189ZM199 214V213H198ZM197 214V215H198ZM2 215V214H1ZM11 215V214H10ZM35 215V214H34ZM41 215V214H40ZM61 215V214H60ZM65 215V214H64ZM77 215V214H76ZM79 215H81V214H79ZM86 215V214H85ZM84 215V216H85ZM108 215V214H107ZM112 215H113V212H112ZM111 215V216H112ZM179 215V214H178ZM196 215V214H195ZM44 216V215H43ZM51 216H53V214L51 215ZM56 216V217H57ZM67 216V215H66ZM69 216V215H68ZM83 216V215H82ZM100 216V215H99ZM194 216V215H193ZM192 216V217H193ZM202 216V215H201ZM207 216H208V214H207ZM1 217H4V216H1ZM11 217V216H10ZM13 217H15V216H13ZM12 217V218H13ZM22 217H24V215L22 216ZM25 217H26V214H25ZM28 217V216H27ZM39 217H41V216H39ZM49 217V215L47 216V218ZM63 217V216H62ZM87 217V216H86ZM91 217V216H90ZM96 217V216H95ZM114 217V216H113ZM171 217V216H170ZM189 217V216H188ZM37 218V217H36ZM36 218H35V220H36ZM46 218V217H45ZM51 218V217H50ZM61 218V217H60ZM83 218V217H82ZM108 218H110V217H108ZM116 218L118 219L117 221H115L113 224H115L114 225V227L116 228V232H117V234H116V237H117V239H118V241L122 244V245H124V250H121V251H127V249H130L131 250V252H133L132 253V257L133 258H137V256H138V249H136V247H135V245L133 244L136 240H141V242H142V244H144V245H146V246H148V249L149 250H151L152 251V253H153V255H156V256H161L162 254L158 251V248H157V246H155V244H154V235L156 234V238H158V237H160V234L162 235V233H163V231H164V229L167 227V224H168V220H166V219H164V218H156V222H154V220L150 223V220L148 219V223H147V221H146V223H145V221H143L144 223H145V226H143L144 225V223H142L141 225H140V227H139V229H137L136 227H135V225H134V218H133V215L132 214H130V213H128V212H126L125 213V216L124 217H121L120 218V216H118L117 214H116ZM115 218V219H116ZM191 218V217H190ZM206 218V217H205ZM212 218V217H211ZM239 218V217H238ZM0 219H3V218H0ZM11 219V218H10ZM26 219V218H25ZM32 219H34V218H31L30 220H32ZM52 219V218H51ZM55 219V218H54ZM54 219H53V221H54ZM67 219V218H66ZM73 219V218H72ZM105 219V218H104ZM107 219V218H106ZM112 219V218H111ZM114 219V218H113ZM112 219V220H113ZM155 219V218H154ZM252 219H254V218H252ZM8 220H9V218H8ZM7 220V221H8ZM39 220V219H38ZM38 220L36 221V222H38ZM40 220H42L41 218H40ZM50 220V219H49ZM57 220H58V218H57ZM68 220V219H67ZM86 220H88V219H86ZM89 220H91V219H89ZM101 220V219H100ZM145 220H147V219H145ZM214 220V219H213ZM5 221H6V219L5 220H1L0 221V229H2V232H1V235H0V241H2V244L7 248L9 245H10V243H11V239H10V241H9V239L7 238L10 234H9V230H10V228H8L7 226L9 225H7V226H5V227H3V225L5 224ZM21 221V220H20ZM23 221V220H22ZM27 221V220H26ZM33 221V220H32ZM45 221V220H44ZM44 221H42V222H44ZM53 221H51V222H53ZM56 221V220H55ZM59 222H60V220H58ZM58 221H56V222H58ZM62 221V220H61ZM65 221V220H64ZM105 221V220H104ZM108 221V220H107ZM205 221V220H204ZM10 222V221H9ZM24 222V221H23ZM63 222V221H62ZM66 222V221H65ZM76 222H78V220L76 221ZM75 222V223H76ZM190 222V221H189ZM210 222V221H209ZM14 222H12V224H13ZM32 223V222H31ZM30 222H29V224H31ZM39 223H41V222H39ZM38 223V224H39ZM67 223V222H66ZM106 223V222H105ZM37 224V225H38ZM45 224H46V221H45ZM77 224V223H76ZM82 224V223H81ZM16 225V224H15ZM23 225V224H22ZM41 225V224H40ZM43 225V224H42ZM50 225H51V223H50ZM54 225V224H53ZM67 226H68V224H66ZM94 225V224H93ZM96 225V224H95ZM107 225V224H106ZM33 226V225H32ZM31 226V227H32ZM46 226V225H45ZM54 226H56V225H54ZM60 226V225H59ZM67 226H64V228L66 229V227ZM85 226V225H84ZM9 229L8 231H7V228ZM11 227V226H10ZM15 227V226H14ZM17 227V226H16ZM23 227H25L24 225H23ZM47 227V226H46ZM218 227V226H217ZM256 227V226H255ZM20 228H22V227H20ZM19 228V229H20ZM26 228V227H25ZM28 228V227H27ZM44 228V227H43ZM60 228V227H59ZM71 228V227H70ZM87 228V227H86ZM91 228V227H90ZM89 228V229H90ZM169 228V227H168ZM186 228V227H185ZM184 228V229H185ZM12 229H13V227H12ZM34 229V228H33ZM32 229V230H33ZM38 229H39V227H38ZM40 229H41V227H40ZM69 229V228H68ZM72 229V228H71ZM96 229V228H95ZM201 229V228H200ZM29 230H30V228H29ZM43 230V229H42ZM166 230V229H165ZM231 230V229H230ZM23 231V230H22ZM34 231H35V229H34ZM59 231V230H58ZM62 231V230H61ZM155 233H154V232ZM172 231V230H171ZM24 232V231H23ZM28 232H31V231H28ZM63 232H66V231H64L63 230ZM152 232L154 233V235L152 234ZM162 232V233H161ZM13 233H14V230H13ZM59 233V232H58ZM74 233V232H73ZM107 233V232H106ZM105 232H104V234H106ZM177 233H179V232H177ZM181 233V232H180ZM179 233V234H180ZM190 233V232H189ZM208 233V232H207ZM24 234V233H23ZM31 234V233H30ZM29 234V235H30ZM34 234H35V232H34ZM64 234V233H63ZM66 234V233H65ZM69 234V233H68ZM25 235V234H24ZM27 235H28V233H27ZM32 235V234H31ZM36 235V234H35ZM59 235V234H58ZM69 235H71V234H69ZM73 235V234H72ZM71 235V236H72ZM33 236V235H32ZM63 236V235H62ZM95 236V235H94ZM93 235H92V237H94ZM100 236H102V235H100ZM106 236V235H105ZM113 236V235H112ZM190 236V235H189ZM20 237V236H19ZM24 237V236H23ZM46 237V236H45ZM59 237V236H58ZM73 237H74V235H73ZM115 237V238H116ZM162 237V236H161ZM166 237V236H165ZM263 237H264V235H263ZM27 238V237H26ZM28 238H29V236H28ZM33 238H35V237H33ZM32 238V239H33ZM64 238H65V236H64ZM103 238V237H102ZM136 238H138V239H136ZM185 237H183V239H184ZM195 238V237H194ZM24 239V238H23ZM22 239V240H23ZM60 239V238H59ZM172 239H173V237H172ZM187 239V241H188V237L186 238ZM17 240V239H16ZM19 240H20V238H19ZM19 240H18V242H19ZM65 240V239H64ZM94 240H96L95 238H94ZM99 240V239H98ZM97 240V241H98ZM107 240V239H106ZM163 241H164V239H162ZM185 240V239H184ZM51 241V240H50ZM134 241V242H133ZM171 241V240H170ZM183 241V240H182ZM182 241H180V242H182ZM187 241L185 242V243H187ZM196 241H199V240H196ZM31 242V241H30ZM46 243H47V241H45ZM99 242H101L100 240H99ZM103 242V241H102ZM102 242H101V245H103L102 247H104V244H106L107 245V243H104V244H102ZM104 242H105V237H104ZM141 242H139L140 244H141ZM179 242V243H180ZM184 242V241H183ZM25 243V242H24ZM32 243V242H31ZM50 243V242H49ZM48 243V244H49ZM53 243V242H52ZM93 243H95V242H93ZM112 243V242H111ZM174 243V242H173ZM231 243V242H230ZM29 244V243H28ZM28 244H26V245H28ZM100 244V243H99ZM99 244H97V245H99ZM171 243H169V245H170ZM178 244V243H177ZM184 244V243H183ZM26 245L24 246H21L22 248L24 247H26ZM121 245V246H122ZM137 245V244H136ZM232 245V244H231ZM2 246V245H1ZM13 246H15V245H13ZM29 246V245H28ZM27 246V247H28ZM32 246V245H31ZM33 246H35V245H33ZM51 246V245H50ZM91 246H92V244H91ZM90 246V247H91ZM100 246V245H99ZM111 246V245H110ZM30 247V246H29ZM37 247H38V245H37ZM88 247V246H87ZM97 247V246H96ZM199 247V246H198ZM4 248V247H3ZM5 248V249H6ZM13 248V247H12ZM15 248H16V246H15ZM35 248V247H34ZM81 247H79V249H80ZM110 248V247H109ZM8 249V248H7ZM7 249H6V251H7ZM19 249H20V247H19ZM36 249H38V248H36ZM44 249H46V247L44 248ZM83 249H86V248H83ZM88 249V248H87ZM9 250V249H8ZM15 250V249H14ZM13 250V251H14ZM22 249H20V251H21ZM25 250H26V248H25ZM33 250V249H32ZM81 250H82V248H81ZM120 250V249H119ZM257 250V249H256ZM10 251V250H9ZM27 251V250H26ZM26 251L25 252H23L22 251V255L25 253V254H27L26 253ZM49 251V250H48ZM115 252L116 253V258H117V260L118 261H122V264H133V263H128V258H126L125 259V256H124V254H122V252ZM241 251V250H240ZM260 251V250H259ZM3 252H4V250H3ZM3 252H1L0 251V253H3ZM11 252V251H10ZM10 252H9V254H10ZM28 252V251H27ZM37 252V251H36ZM45 252H46V250H45ZM60 252V251H59ZM102 252V251H101ZM169 252V251H168ZM172 252V251H171ZM174 252V251H173ZM192 252V251H191ZM32 253V252H31ZM202 253V252H201ZM243 253V252H242ZM7 254V253H6ZM6 254L4 255V256H6ZM12 254V253H11ZM18 254V253H17ZM20 254V253H19ZM18 254V255H19ZM25 254H24V256H25ZM33 254V253H32ZM46 254H47V252H46ZM99 254V253H98ZM107 254V253H106ZM112 254H114L113 252H112ZM128 254V253H127ZM204 254V253H203ZM40 256H41V251H40V254H39ZM38 255V256H39ZM49 255H51V254H49ZM205 255V254H204ZM230 255V254H229ZM232 255H233V253H232ZM240 255H241V253H240ZM244 255V254H243ZM243 255H241L242 257H243ZM10 256V255H9ZM9 256H6V257H9ZM24 256H23V258H24ZM27 256L29 257V254H27ZM99 256V255H98ZM227 256V255H226ZM225 256V257H226ZM19 257V256H18ZM45 257V256H44ZM43 257V258H44ZM47 257V256H46ZM52 257H54V256H52ZM78 257V256H77ZM204 257V256H203ZM224 257V258H225ZM237 257V256H236ZM235 257V258H236ZM241 257V258H242ZM245 257V256H244ZM2 258V257H1ZM1 258H0V260H1ZM5 258V257H4ZM12 258V257H11ZM10 258V259H11ZM56 258H57V255H56ZM60 259H61V257H59ZM88 258V257H87ZM111 258H113V257H111ZM161 258H163V256L161 257ZM178 258V257H177ZM205 258V257H204ZM238 258V257H237ZM6 259V258H5ZM8 259V258H7ZM26 259V256H25V258L24 259H22V260H25ZM28 259V258H27ZM26 259V260H27ZM37 259H38V257H37ZM36 259V260H37ZM49 259V258H48ZM51 259V258H50ZM58 259V258H57ZM56 259V260H57ZM72 260H73V258H71ZM78 259H81V258H78ZM83 259V258H82ZM86 259V258H85ZM89 259V258H88ZM91 259V258H90ZM96 259V258H95ZM99 258L97 257V259L96 260H98ZM101 259V258H100ZM139 259V258H138ZM3 260V259H2ZM13 260L15 261V259L13 258ZM13 260H12V262H13ZM17 260V259H16ZM20 261H22L21 260V258L19 259ZM44 260H45V258H44ZM55 260V261H56ZM64 260V259H63ZM62 260V261H63ZM70 260V259H69ZM68 260V261H69ZM105 260H106V258H105ZM105 260L103 261V262H105ZM163 259H161V261H162ZM175 260V259H174ZM184 260V259H183ZM182 260V263L184 262ZM237 260H239V259H237ZM249 260V259H248ZM20 261H18V262H20ZM83 261V260H82ZM86 261H88L87 259H86ZM89 261H91V260H89ZM156 261V260H155ZM32 262H33V260H32ZM37 262H38V260H37ZM64 262H66V261H64ZM78 262V261H77ZM102 262V261H101ZM108 262V261H107ZM110 262V261H109ZM134 262V261H133ZM136 262V261H135ZM228 262H230V261H228ZM1 263V262H0ZM14 263V262H13ZM87 263V262H86ZM91 263V262H90ZM90 263H88V264H90ZM113 263V262H112ZM121 263V262H120ZM158 263H160V261L158 262ZM10 264V263H9ZM14 264H17V261H16V263H14ZM21 264H24V262H22ZM30 264H32L31 263V261H30ZM57 264H59V263H57ZM70 264V263H69ZM77 264V263H76ZM107 264V263H106ZM108 264H110V263H108ZM247 264V263H246Z\"/></svg>","mask_w":264,"mask_h":264},{"label":"built area","instance_id":"2783aa9c","mask_svg":"<svg viewBox=\"0 0 264 264\" xmlns=\"http://www.w3.org/2000/svg\"><path fill=\"white\" fill-rule=\"evenodd\" d=\"M128 213H130V214H132L131 212H128ZM133 215V220H134V223H135V215H136V213L135 214H132ZM153 213H151V215H150V217H146L145 219H147V218H152L153 219ZM145 219H144V221H145ZM137 220V219H136ZM139 257V251H138V256H137V258ZM139 260H141V259H139Z\"/></svg>","mask_w":264,"mask_h":264}]
</instances>
